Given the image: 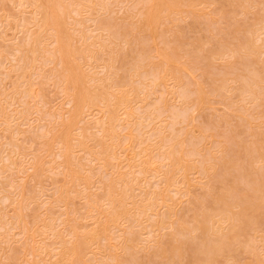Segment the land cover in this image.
<instances>
[{
    "label": "rangeland",
    "instance_id": "374dc122",
    "mask_svg": "<svg viewBox=\"0 0 264 264\" xmlns=\"http://www.w3.org/2000/svg\"><path fill=\"white\" fill-rule=\"evenodd\" d=\"M19 1L20 0H0V43H3V44H0V264H5V263H7L8 261V263L7 264H9L10 262V264H24V263H26V264H31V262H30V260H32V264L34 263L35 264V262H37L36 264H53V261L55 262L58 258H59V255H58V253L57 252H59V250H61V249H59L58 251H57V249L58 248H60L59 246H61L60 244H58V241H59V239L61 238L62 239V241H65V239H63V238H67L68 237V240H69V238L72 240L73 238H72V233H71V231L73 230V229H75V228H77V225H79V228H81V229H79V231H78V228L77 229H75L76 231H78V232H81L82 230L84 231V228H85V230H86V228L88 229V228H92L94 225H95V221H97V219L100 217L101 218V220H104V218L107 216V210H106V208H102V206L103 207H105L104 205H102V204H107V201L106 202H104L105 200H104V198L101 196V197H99L98 195L101 193L102 195H103V193H102V189H99L100 188V183H102V182H100V181H98V180H101V178L103 177V175L104 174H107V175H105V177H107V176H109L110 175V173H111V175L108 177V180H110V182L112 181L113 183H114V185H115V189H116V191L118 192L119 190H121L122 189V187H124V183H126L125 181H122V180H118V181H116V178H114V177H116V173H118L117 174V177H118V175L120 176V174H122V175H124V174H126L127 172H130L129 174H132V176L131 175H129V176H127V178H126V180L129 182V184L130 185H132V187L134 188V186H135V188H134V191H133V194L135 195L136 193L138 194V197H137V195L135 196L136 198H134V197H132V198H134V199H136V200H138V199H140L141 198V194H142V191L144 192V191H148V192H150V191H152V189L154 188H152V186H155V189H159V188H161L162 187V185L161 184H159L156 180V175H155V173H157L156 171H154L155 170V165H156V167L158 166V167H160L159 165H161V164H163L164 162H169L168 160L166 161V159L165 158H167V156H165L166 154H167V152H165L164 153V151H168L167 149H169V145L168 146H166L167 145V143L168 144H170L169 142L170 141H172L173 142V144H174V147H175V149L177 150V155H179L180 153V155L179 156H181L182 157V161H183V163L184 164H186V165H188L192 160H195L196 158V160H195V163L196 164H198L197 166L199 167V163H198V158H201V156H193V154L192 155H190L189 154V152H188V155H190V156H187V151H190V149L192 150V146H190V144H189V142H188V145H186L187 144V141H189L188 140V138L190 137L191 139H193L192 137H195V138H198L197 136L199 135V138H201L200 136H203V135H205V133H206V136H204L205 138H204V141H203V143H202V149H201V152H202V155H204L205 153H206V150H208L209 148H211V149H209L208 150V156L210 155V156H212V161H216V163L217 164H222L221 162H225L226 160H227V156L229 155V152H230V149H232L233 148V146H235V144H232V142H237L238 144H237V147L238 148H236L237 149V151L241 154L242 153V151H247V149L248 148H246L247 146L248 147H253V146H261L262 145V143H263V139H264V116L263 117H261V113H260V108L258 107V109H256L257 107V105H253L255 108H251V104H252V102H251V100L248 98L249 96H247V95H240L239 96V94L238 93H236V90H235V86H237V84L239 83V81L242 79V78H244L245 76L246 77H248V72L245 70V68L244 67H242L241 65H239L240 64V62H239V64H238V58H237V56L238 55H236V54H233V51L230 49V48H234L235 46H234V44H236V42H237V40L234 38V40H232L233 38H229V36L228 35H230V34H227L226 32H228V33H230V30H232L231 31V33L232 34H234V35H232L233 37L235 36L236 38L237 37H242V35H245V33L247 34L248 33V31L247 30H252L253 32H252V37H253V39H254V42H256L257 41V39H259V37H260V41L258 42H256V44H258V45H260L261 47H262V45L264 44V28L263 29H261L263 26V24L262 23H260V21H258V17L260 16V12H261V9L264 7V0H248V1H245V0H239V3H241V2H243V3H245V2H247V3H245L244 4V6H242L243 8L241 9V8H238V7H234L235 5H236V2L234 3V0H197V2L196 3H194V4H191L192 5V8H191V6H190V4H189V2L186 0V2L184 1V0H174V2L175 1H177L176 3H177V5H175V6H173L172 5V0H144V2L145 3H147V4H144V2H140V0H139V2L141 3H139L138 4V2H135V0H122V1H120V0H91V2H90V0H86L85 2L83 1V0H76V1H80V2H82L83 4H86V5H89L92 9H94V10H92L91 8H87L88 10L90 9V11H92L91 13L86 9V7L84 8V10H82L81 9V11H84V12H80V14H79V12H77V11H75L74 10V5H71V3H72V1L70 2V0L69 1H67V0H61V1H63V3H65V1H66V5L69 7V10H68V14H70V15H68L69 17L67 18V21H69V19H71V17H72V19L70 20V22H67V24H66V32H67V34H68V36H69V38H70V43L71 42H73V38L75 39L74 41H75V43L73 42V44L71 43V53L69 54V56H68V58H67V60H66V62L68 63V62H70V63H68L66 66H68L69 65V67H71V68H73L72 70H77V71H80L81 73H82V75H83V77H84V79H83V77L81 78V80H82V83H80V85L75 89L72 85H70V84H66L63 80H64V78H63V76H62V74L63 73H61V72H59L61 69H60V67H61V65L59 64V60H55V61H53V62H51V60L50 61H48L46 58H48V53H45L46 52V50H49V49H51V50H54V48H55V42H54V44H53V41L51 40V38H50V36L47 38V34H48V31H46L47 30V28L46 27H41V23L43 22V13H40L39 14V16H38V4H43V5H45L44 7H46L47 8V10H48V12L49 13H51V14H49V17H51V18H53L52 16L53 15H59V13H61L60 11H59V9H57L56 10V12H54V13H52L51 11L53 10V9H55L56 8V6L58 5V3H59V1L60 0H55V3L53 4V2L54 1H51V0H45V3H44V1L42 2V0H40V2H37L38 0H33V1H31V0H22V1H20V3L22 4L23 2L28 6H31V5H33V3H34V1H35V3L37 4V5H35V3H34V6H32L33 8H35L34 10H33V8L32 7H29V9L28 8H26L27 6H25V4H24V6L22 5V7H20V4H19ZM30 2V4H29V2H28V4L26 3V2ZM87 1H89L90 3H88ZM93 1V2H92ZM107 1V2H106ZM124 1V2H123ZM137 1V0H136ZM153 1V2H152ZM224 3H223V2ZM256 1V2H255ZM47 2V3H46ZM49 2H50V4H49ZM67 2H70V3H68L67 4ZM101 2V3H100ZM108 2H109V4H108ZM157 2V3H156ZM202 2H205L206 3V6L204 5V7L206 8V9H204V8H202L203 6H202V4H200V3ZM208 2V3H207ZM254 2V3H253ZM7 3H9L8 5H7ZM32 3V4H31ZM106 3V4H105ZM170 3V4H169ZM199 5H198V4ZM261 3H262V5H261ZM7 5V9L4 7V6H6ZM47 4H49V5H47ZM53 6H52V5ZM92 4V5H91ZM133 4L135 5V6H133ZM163 4V5H162ZM189 4V6L190 7H187L186 5H188ZM195 4H196V6L198 7V9H197V7H195V9H196V11H195V9H194V6H195ZM231 4H232V6H231ZM250 4V5H249ZM102 7H101V6ZM111 5V6H110ZM165 5H166V7H165ZM194 5V6H193ZM50 8H49V7ZM110 6V7H109ZM131 6H133L134 7V9H133V7H131ZM161 6L163 7V8H161ZM199 6H201V7H199ZM217 6V7H216ZM251 6H253V7H251ZM11 7V8H10ZM17 7V8H16ZM71 7H72V9H71ZM143 7V8H142ZM168 7V9H167V11H166V8ZM8 8H9V10L10 11H8ZM17 9V10H14V12L12 11L13 9ZM51 8H53L52 10H50ZM98 8H101V9H98ZM107 8H108V11H107ZM137 8V9H136ZM142 8V9H141ZM189 8V9H188ZM216 8H218V9H216ZM235 8V9H234ZM246 8H247V10H246ZM24 9H26L25 11H23L22 12V10H24ZM32 9V10H31ZM85 9H86V11H85ZM103 9H105V10H103ZM136 9V10H135ZM139 9H141L140 10V13H139ZM163 9H164V12H162L163 11ZM221 9V10H220ZM236 9H237V11H242V12H237L236 11ZM29 10H31V11H29ZM50 10V11H49ZM71 10V11H70ZM72 10L75 12V13H77V15H75V13H73L72 12ZM99 10H100V12H99ZM176 10V11H175ZM191 10V12H189ZM202 10V11H201ZM203 10H205V11H203ZM13 12V15L11 14L12 12ZM16 11V12H15ZM34 12V11H37V12H34V14H37V15H34V14H30L31 12ZM105 11H107L106 13H105ZM166 11V12H165ZM185 11V12H184ZM195 11V12H194ZM198 11H201V13H199ZM131 12H132V15H131ZM171 12H175V14L174 13H171ZM191 13V15L190 14H188V13ZM204 12V13H203ZM245 12V13H244ZM15 13H17V14H15ZM23 13V14H22ZM96 13H97V15H96ZM99 13V14H98ZM142 14V15H139V14ZM164 13V14H163ZM15 14V15H14ZM25 14V18L26 17H28L27 16V14H29V18H27L28 19V21H29V23H31L32 21V25L31 24H29L27 21H25L26 19H24V21L22 22L21 20H23L22 18L24 17L23 15ZM84 14V15H83ZM87 15V17L89 18V20L88 19H86L87 17H85L86 15ZM91 14V15H90ZM95 14V15H94ZM138 14V15H137ZM171 14H173L172 16H171ZM137 15V17H135ZM203 15H205V16H203ZM33 18H32V17ZM35 16V17H34ZM95 16H96V18H95ZM102 16V17H101ZM111 16V17H110ZM140 16V18H138ZM142 16V17H141ZM164 16H166V17H164ZM211 16V17H210ZM31 17V18H30ZM40 17H42L41 19H40ZM55 17V16H54ZM101 17L102 19H104L103 17H106V19H107V17L109 18H111L110 20H112L113 21V23L115 24L116 23V26H118V27H116L118 30H120L121 32H125V29H123L124 27L125 28H127V30H128V32L129 33H127V39H129V41H130V43L129 42H126L123 38H124V35H122L121 36V38L119 39V38H115V37H113L112 35H111V33L107 30H104V29H99V28H97V25H96V28H94V26L93 25H95L96 24V21L97 20H99V18ZM162 17H164V19L162 18ZM173 17H175V18H173ZM195 17V18H194ZM73 18H74V20H76V22L78 23V24H82V22H83V24H84V27H83V24L80 26V25H78L77 26V24H76V22L75 21H73ZM78 18H80V19H78ZM91 18L93 19V20H95V23H93L92 21L93 20H91ZM95 18V19H94ZM176 18H178V20L176 19ZM180 18H181V20H180ZM188 18H192V21H188L187 22V20H189ZM209 18V19H208ZM232 18V19H231ZM240 18H241V21H239L240 20ZM245 18H246V20H245ZM251 18V19H250ZM34 19V20H33ZM35 19H36V22H35ZM38 19V20H37ZM40 19V20H39ZM77 19H78V21H77ZM85 19V20H84ZM141 20V21H139V20ZM169 21H168V20ZM9 20V21H8ZM32 20V21H31ZM89 21L88 23H89V25L87 24V22L86 21ZM167 20V21H166ZM216 20V21H215ZM23 23H21V22ZM80 21H82V22H80ZM124 21H126V22H124ZM201 21V22H200ZM37 22H39V23H37ZM119 22V23H118ZM124 22V23H123ZM131 22V23H130ZM134 22V23H133ZM140 22V23H139ZM155 22H156V24H155ZM195 23V24H197V25H194V24H192V23ZM214 22H216L215 24H213ZM230 22H231V24H230ZM233 22H235V24L233 23ZM236 22H237V24H236ZM243 22H245V23H247L248 25H246V26H244V24H243ZM20 23H21V25H20ZM24 23H26V24H24ZM119 25H118V24ZM128 23V24H127ZM129 23H130V25H129ZM132 23H133V25H134V27H133V25H132ZM146 23H148V24H146ZM161 23V24H160ZM183 23V24H182ZM201 23H202V26L204 25L205 27H202L201 26ZM240 23V24H239ZM242 23V24H241ZM29 24V25H28ZM36 24H39V25H36ZM126 24V25H125ZM163 24V25H162ZM181 24V25H180ZM192 24V25H191ZM28 27H27V26ZM35 25V26H34ZM87 25V26H86ZM123 25H125V26H123ZM127 25H129V26H127ZM132 25V26H131ZM140 25V26H139ZM147 25V26H146ZM182 25H184V26H182ZM229 25H231V27L229 26ZM234 25V26H233ZM236 25V26H235ZM243 25V26H242ZM23 26H25V28L23 27ZM37 26V27H36ZM38 26L40 27L38 30H37V28H38ZM85 26L87 27V28H85ZM90 26V27H89ZM91 26H93V27H91ZM123 26V27H122ZM131 26V27H130ZM151 26V28H149ZM156 26V27H155ZM161 26V27H160ZM179 26H181V27H179ZM185 26H186V29H185ZM194 26V27H193ZM195 26H197L198 28H196ZM215 26V27H214ZM224 26H225V28H224ZM250 27L249 29H248V27ZM262 26V27H261ZM69 27V28H68ZM72 27V29H74L75 28V30H72V31H70V28ZM74 27V28H73ZM130 27V29H128ZM133 27V28H132ZM182 27H184V29L182 28ZM217 27V29L220 27V31L219 30H216L215 28ZM30 28H31V30H30ZM43 28H45L44 30L47 32H45L44 31V33H43ZM80 29V31L79 30H77V29ZM81 28H83V29H81ZM91 28V29H90ZM95 30H94V29ZM121 28V29H120ZM133 30H132V29ZM135 28V29H134ZM149 28V29H148ZM159 28L162 30H159ZM205 28V29H204ZM28 29H29V31L31 32H29V35L27 34V31H28ZM42 29V30H41ZM86 29H88V30H90V32H88V30H86ZM97 29H99V30H97ZM213 29H215V30H213ZM234 29L235 30H237V31H242V32H239V33H241V35H239V33L237 34V32L235 31L234 32ZM242 29V30H241ZM246 29V30H245ZM255 29H258L257 30V32H256V34H255ZM23 30V31H22ZM41 30V31H40ZM85 31V32H81V31ZM92 30V31H91ZM129 30H131V31H129ZM146 30V31H145ZM184 30H186V31H188L187 32V34H186V32L184 31ZM38 31V32H37ZM76 33H75V32ZM81 33H79V32ZM94 31V32H93ZM162 32V35H164V34H166V36H167V38H166V36L165 37H163V38H165V40L163 39V38H160L158 35H160L161 33H159V32ZM165 31V32H164ZM226 31V32H225ZM73 32V33H72ZM154 32V33H153ZM183 32H185V34L183 33ZM227 34V36H226V34ZM35 33V34H34ZM75 33V34H74ZM85 33V34H84ZM91 33V35H92V37H94L95 39H91V38H89L90 40H86L87 42L88 41H90V43H89V45L87 44V43H85V42H83V41H85V39H86V37L88 38V34H90ZM101 33V38H99L100 37V34ZM131 33V34H130ZM164 33V34H163ZM199 33H201L200 34V36L203 34V39H202V37H200L199 36V38H197V34H199ZM262 33V35L260 36L259 34H261ZM19 34H21V35H19ZM28 36H27V35ZM31 34H32V36H31ZM41 36H40V35ZM80 34V35H79ZM83 34H84V38H83ZM97 34L99 35L98 37H97ZM106 36H105V35ZM130 34V36H128ZM134 34V35H133ZM149 34V37L147 36ZM34 35H37V37L36 36H34ZM82 35V36H81ZM104 35V36H103ZM144 35V36H143ZM184 35V36H183ZM192 35H194L193 37H191ZM26 36V37H25ZM90 36V35H89ZM142 36H143V38H142ZM145 36H147L148 38V40H150V42H148L147 41V39H146V41H147V43L149 44V47L150 48H155L154 50H150V54H151V56L152 57H154L153 59H152V57L150 56V58H148V59H146L145 61H143V62H141V64H140V66L139 67H136V68H134V69H132L130 72H127L128 70L124 67V62H123V60H121V61H119V58H121L122 56H125V55H122V54H120V52H123V54H127V53H124V51L126 52V50H127V52L130 54V52H131V50H133V48H135L134 47V45L135 44H137V50L136 49H134L133 50V53H131V55H130V57H128V55H126L125 57L127 58V60H128V58H134L135 57V55H136V53L137 52H139V48H141L140 47V45L143 43V41L145 40L144 38H145ZM161 36V35H160ZM185 36H187V37H185ZM18 37H19V40H21V41H19L18 40ZM27 37H32V39H31V41L29 42V41H27L28 39H27ZM38 39V40H40V42L38 41V40H36V38ZM41 37L43 38H45V40H46V38L48 39V40H46L45 42H46V44L49 42H52V44L50 45L49 43H48V45H46L45 43V45L47 46V48H46V46H43L41 43H42V40L43 39H41ZM83 38V41L82 42H80V43H78V40L80 39V38ZM91 37V36H90ZM96 37H97V40H96ZM106 40V41H104V39ZM139 37V38H138ZM154 37V38H153ZM159 37V38H158ZM231 37V36H230ZM239 37V38H240ZM25 38V39H24ZM132 38H134V41H133V39ZM137 38V39H136ZM141 38V39H140ZM156 38V39H155ZM212 38V39H211ZM226 38H228V39H226ZM256 38V39H255ZM27 39V40H26ZM34 39V40H33ZM108 39V40H107ZM112 39V40H111ZM143 39V40H142ZM164 40V42H166L167 43V41H166V39H168V41L169 42H173L172 44H170L169 43V47L166 45V43H161L160 41H162L163 42V40ZM201 39L204 41L203 43H202V41H201ZM214 39V40H213ZM24 40H26L27 42H28V44H27V42H25ZM36 40V41H35ZM103 40V41H102ZM154 40V41H153ZM216 40V41H215ZM231 40H232V42H231ZM24 41V42H23ZM81 41V40H80ZM114 41V43H112ZM123 41V42H122ZM141 41V42H140ZM175 41H176V44H175ZM213 41V42H212ZM223 41H224V44L225 43H227L228 44V46L230 47V48H228L229 50H227L226 51V54H223V56L221 55V57H220V54H216L215 56H213L212 57V59H210V60H207L206 61V59H204L203 61H202V63H199V62H201L200 61V59L202 60V57H201V55H203V53L205 54L206 53V51L205 50H208L210 47L212 48V47H214V46H217V44H218V42H220V43H223ZM231 42V44H230V42ZM36 42H37V45H36ZM115 42H116V44H115ZM118 42V43H117ZM133 42V43H132ZM138 42V43H137ZM186 42V43H185ZM21 43H23L22 44V46L20 45ZM30 43V44H29ZM84 43H85V45H84ZM95 43H97V45H95ZM124 43V44H123ZM141 43V44H140ZM159 43H160V45H159ZM193 43V44H192ZM219 43V44H220ZM27 44V45H26ZM33 44H35V45H33ZM76 44H77V46H76ZM91 44V45H90ZM98 44L100 45V46H98ZM106 44V45H105ZM112 44V45H111ZM155 44V45H154ZM168 44V43H167ZM187 44V45H186ZM190 44H192V45H190ZM216 44V45H215ZM2 45V46H1ZM21 47H20V46ZM29 45V46H28ZM30 45L32 46V47H30ZM39 45H41V47L39 46ZM81 45H84V46H82L81 47ZM93 45V46H92ZM139 45V46H138ZM183 45H184V47H183ZM196 45H197V48L199 49V50H201V53H200V57H198V59H197V57H195V56H193V54H190V53H192L193 51H195L196 49H195V47H196ZM15 46H16V48L18 49L19 48V51L20 52H17L18 50L15 48ZM36 46V49L34 48ZM51 46H53V48L51 47ZM74 46V47H73ZM89 47L88 48V50L86 49H84V48H86V47ZM94 46H96V47H94ZM118 46V47H117ZM124 46H126V47H124ZM164 46H166V47H168V48H166V47H164ZM174 46V47H173ZM177 46H179V47H177ZM191 46V47H190ZM207 48H206V47ZM24 47V48H23ZM38 47V48H37ZM43 47H45V48H43ZM72 47H73V49H72ZM75 47H77L76 48V50H75ZM84 47V48H83ZM101 47V48H100ZM117 47V48H116ZM123 47V48H122ZM132 47V48H131ZM171 47H173V48H171ZM25 48H27L26 50H25ZM29 48H31V50L32 49H34V53H33V50L31 51ZM81 48H83L84 50H85V52L81 49ZM106 48V49H105ZM108 48V49H107ZM131 48V50H129ZM21 49H23V50H21ZM46 49V50H45ZM81 49V50H80ZM92 49H94V50H92ZM101 49H102V51H101ZM104 49V50H103ZM124 49V50H123ZM139 49V50H138ZM158 49H159V52H157L158 51ZM190 49H191V52H190ZM262 50H264L263 48H261ZM8 50V51H7ZM17 50V51H16ZM24 50H25V55H24ZM36 50H38V51H36ZM80 50V51H79ZM92 50V52H90ZM129 50V51H128ZM157 50V51H156ZM193 50V51H192ZM11 51V52H10ZM28 51H30V53L28 52ZM101 51V52H100ZM111 51H112V54H111ZM160 51H161V53H160ZM36 52V53H35ZM88 52V53H87ZM95 54H94V53ZM100 52V53H99ZM115 52V53H114ZM172 52V53H171ZM19 53V54H18ZM21 53H23L22 54V56H21ZM32 53V54H31ZM76 53H82L81 55H83V53H84V56H81V55H79V57L81 56V58L79 59V58H75V56L77 57L78 56V54L76 55ZM87 53V54H86ZM91 53V54H90ZM92 53H93V55H92ZM156 53H159V54H156ZM174 53V54H173ZM29 56H28V55ZM36 54H38V55H36ZM96 54H98V55H96ZM101 54V55H100ZM162 54V55H161ZM232 56H231V55ZM240 54H243V52L242 53H240ZM32 57H31V56ZM35 55H36V57H35ZM95 55V56H94ZM160 55V56H159ZM173 55V56H172ZM175 55V56H174ZM192 55V56H191ZM230 55V56H229ZM263 55V54H262ZM23 56H26V57H24L23 58ZM39 56V57H38ZM40 56H46L45 57V61H43L44 60V57L43 58H41ZM97 56H98V58H97ZM121 56V57H120ZM137 56V55H136ZM162 56V57H161ZM264 56V55H263ZM34 57V58H33ZM85 59H84V58ZM90 57H92V59H90L89 60V58ZM160 57H161V59H160ZM232 57H234V58H232ZM23 58V59H22ZM30 58V59H29ZM39 61H36V59ZM84 59V61L82 62V61H80L81 59ZM108 58V59H107ZM168 58H170V60L169 61H166V60H168ZM214 58V59H213ZM221 58H223V59H221ZM236 58V59H235ZM21 61H20V60ZM27 61H26V60ZM32 59V60H31ZM78 59V60H77ZM158 59H160V60H158ZM194 59H196V61L194 60ZM17 60H18V62H17ZM25 60V61H24ZM87 62H86V61ZM103 60V61H102ZM110 60V61H109ZM171 60H174V61H176V63H171V62H174V61H171ZM197 60H199L198 61V63H197ZM230 60V61H229ZM19 61H20V63L22 64H18V66H16L17 65V63H19ZM24 61V62H23ZM29 61V63H27ZM32 61H34V63H32ZM46 61L48 62V64L46 65ZM72 61V62H71ZM107 61V62H106ZM115 63H114V62ZM130 62L132 61V60H129ZM129 61H128V63H129ZM159 61V63H157ZM164 61H166L165 63H164ZM178 61V62H177ZM205 61V62H204ZM224 61V62H223ZM225 61H227V62H225ZM237 63H236V62ZM17 62V63H16ZM43 62V63H42ZM77 62V63H76ZM123 62V63H122ZM133 62V61H132ZM151 62V63H150ZM155 62H156V64H155ZM170 63V64H166V63ZM211 62H212V64H211ZM233 62V63H232ZM15 63H16V65H15ZM38 63V64H37ZM44 63H45V65H44ZM52 63V64H51ZM58 63V64H57ZM83 63V64H82ZM87 63V64H86ZM111 63V64H110ZM120 63V64H119ZM178 63H180L181 65H182V68H181V66H180V64H178ZM209 63V64H208ZM14 64V65H13ZM26 64V65H25ZM33 64L35 65L34 67H32L33 66ZM42 65H44L45 67H42L43 69L45 68V70L44 71H46V69H47V71H48V67H50L49 69V71L48 72H44L43 71V69L42 68H40ZM50 64V65H49ZM56 64V65H55ZM70 64H71V66H70ZM81 64V65H80ZM86 65V67H85V65ZM119 64V65H118ZM12 65H13V67H12ZM19 65H21V67H22V69H21V67L19 68V69H16V68H18L19 67ZM25 65V66H24ZM30 65V66H29ZM38 65V66H37ZM84 65V66H83ZM110 65V66H109ZM117 65H118V67H117ZM120 65H122L123 66V69L125 68L127 71L126 72H123L124 70L123 69H121V67L122 66H120ZM148 65V66H147ZM178 65V66H177ZM29 66V67H28ZM37 66V67H36ZM53 66H55L56 67V69L57 70H59L58 72H57V70H55L54 69V67ZM57 66H59V67H57ZM84 67V69H83V67ZM120 66V67H119ZM143 66H145V67H143ZM154 67V69H153V67ZM158 67V66H160L159 67V69L158 68H155V67ZM170 66V67H169ZM185 66V67H184ZM225 66V68H223ZM16 67V68H15ZM24 67H25V69H24ZM81 67V68H80ZM103 67H104V69H103ZM109 67V68H108ZM141 67V68H140ZM143 67V68H142ZM152 67V68H151ZM168 67L170 68V69H168ZM191 67H193L194 69H192L191 70ZM196 67V68H195ZM233 67H238L237 68V70H233V69H236V68H233ZM255 67H258V65L257 64H255ZM36 68H38V70L36 69ZM41 70H40V69ZM75 68V69H74ZM78 68V69H77ZM110 69V70H108V69ZM140 68V69H139ZM162 68V69H161ZM164 68H166V69H164ZM187 70H186V69ZM231 68H233L232 69V71H235L234 73L235 74H232V71H230L231 70ZM242 68L244 69V71L242 70ZM12 69H14V70H12ZM32 69H33V71H32ZM35 69H36V71H35ZM52 69V70H51ZM53 69H54V71H53ZM88 69V70H87ZM139 69V70H138ZM159 70L158 71V81L157 82H155L154 83V81H156L154 78H152L150 75V71L151 70H153V71H155V70ZM168 69V70H167ZM190 69V70H189ZM198 69V70H197ZM214 71H213V70ZM222 69V70H221ZM224 69V70H223ZM239 69H241L240 71H239ZM17 70H19V71H17ZM30 70V71H29ZM87 70V71H86ZM104 70V71H103ZM109 71V73H108V71ZM121 70V71H120ZM123 70V71H122ZM138 70V71H137ZM172 70V71H171ZM174 70H177L176 72L174 71ZM195 70V71H194ZM220 70V73H221V71L223 72V71H225V72H229L230 71V74L228 73V75H226L227 73H225V76L223 75V73H219L218 71ZM12 71V72H11ZM52 73H51V72ZM90 71V72H89ZM95 73H94V72ZM120 71V72H119ZM137 73H136V72ZM152 71V72H153ZM162 71V72H161ZM174 76H170V73ZM174 71V73H172ZM14 72V73H13ZM15 72H17V73H15ZM25 72V73H24ZM26 72H27V74H26ZM29 72V73H28ZM35 72V73H34ZM36 72H38V73H36ZM46 74H44V73ZM57 72V73H56ZM91 72H93V73H91ZM98 72H100V74L98 73ZM113 72V75L111 74ZM144 73V74H146V72H147V74H148V76H150L149 78H148V76H146V78L144 77H141V73ZM166 72V73H165ZM167 72H168V74H167ZM184 72V73H183ZM189 72L191 73V74H189ZM194 72V73H193ZM212 72H218L219 74H216V73H212ZM5 73V74H4ZM11 73V74H10ZM20 73V74H19ZM49 73V74H48ZM52 75H51V74ZM53 73H54V75H53ZM115 73V74H114ZM122 73H125L124 74V77L125 76H127V77H129V78H127V80H129V82L130 83H128L129 85H127V81H126V83H125V81H124V83L123 82H121L122 83V85L121 84H119L117 87H116V85L115 84H113L112 83V81H117V80H119L120 78H124L123 77V74ZM129 73V76L128 75H126V74H128ZM178 73V74H177ZM189 75H188V74ZM21 75L22 74V76L21 77H19V75ZM25 74H26V76H25ZM33 74V75H32ZM41 74V75H40ZM95 74V75H94ZM106 74H108V75H106ZM122 74V75H121ZM130 74H131V76H130ZM135 74V75H134ZM183 74H184V76H186V77H184L183 76ZM185 74H187V75H185ZM213 74V75H212ZM243 75L244 77H241V79H240V76H238V75ZM37 75H39V76H37ZM45 76V78H46V76H47V78L46 79H43L44 78V76ZM49 75H51V76H49ZM94 75V76H93ZM106 76V78H105V76ZM133 75V76H132ZM167 75H169V76H167ZM178 75H180V78H181V80H180V78H178L179 76ZM195 75V76H194ZM25 76V77H24ZM55 76H58V80L60 81L59 83H57V77H55ZM89 77V78H87V77ZM91 76V77H90ZM92 76H93V80L91 79L92 78ZM96 76V77H95ZM107 76H108V78H107ZM114 76V77H113ZM201 76V77H200ZM238 76V77H237ZM38 77H39V79H38ZM49 77V78H48ZM52 77V78H51ZM55 77V78H54ZM166 77H167V80H169L168 82H170L171 81V77H173V80L174 81H172L173 82V85L171 84L172 82H170V83H168L167 82V80H165L166 79ZM194 77V78H193ZM237 77V78H236ZM24 78V79H23ZM41 78L43 79V81L41 80ZM50 78H51V80H50ZM60 78V79H59ZM62 78V79H61ZM96 78H98V79H96ZM104 78V79H103ZM109 78H110V80H109ZM163 78V79H162ZM186 78H190V80H187ZM198 79V83H197V79ZM226 80V81H228V82H230L229 84H226V85H228L227 86V89L225 90V97H224V95H216V94H218V90L215 88V85H214V83H216V82H220L221 80H224V79ZM229 78H231V79H229ZM53 79V80H52ZM88 79H90V82L91 81H93L92 83H90L89 82V80ZM108 79V80H107ZM114 79H117V80H114ZM140 81H139V80ZM150 79V80H149ZM177 79V80H176ZM207 80V83H206V80ZM229 79V80H228ZM232 79H234V80H232ZM22 80V81H21ZM23 80H24V82L25 83H23ZM47 80V81H46ZM57 80V81H56ZM100 82H99V81ZM107 80V81H106ZM123 80V79H122ZM131 80V81H130ZM135 80H137V83H136V81ZM145 80V81H144ZM147 80V81H146ZM153 80V81H152ZM188 81V84H187V81ZM203 80H205V81H203ZM210 80H212L211 81V83L213 84H211L210 83ZM225 80L224 81H221L220 82V84H222V83H224L225 82ZM232 80V81H231ZM18 84L19 82H20V86L19 85H17V84H15V82ZM37 81H42L41 82V84H42V86H40L41 84L40 83H36ZM120 81H121V79H120ZM139 81V82H138ZM164 81H166V82H164ZM181 81V82H180ZM186 81V82H185ZM33 82H35L34 84H33ZM83 82L85 83L84 85H83ZM86 82H88V83H86ZM94 82H96V83H94ZM104 82V83H103ZM118 82V81H117ZM116 82V83H117ZM133 82H135L134 83V85H130V84H132ZM148 82H149V84H151V83H153V84H151L152 86H150L149 88H148V86H149V84H148ZM151 82V83H150ZM177 82V83H176ZM178 82H180V83H178ZM192 82V84H190ZM209 82V83H208ZM214 82V83H213ZM232 82V83H231ZM235 82V83H234ZM21 83H23L24 85H27L26 87H23L22 85L23 84H21ZM44 83V84H43ZM55 83H57V84H55ZM63 83V85H61ZM94 83V84H93ZM99 83V84H98ZM101 83V84H100ZM138 83H139V86H138ZM140 83H142L141 85H140ZM158 83V84H157ZM186 83V84H185ZM216 84V85H220V84ZM226 83V82H225ZM237 83V84H236ZM33 84V85H32ZM38 84H39V86H38ZM105 84H107V88L106 87H104V85ZM155 84H157V85H159V86H155ZM183 84L184 85H187V90H188V88H189V90L192 92L193 91V93L195 92V94H192L191 93V95H190V93H189V97L187 98V99H183V98H180L179 96H180V92H179V90H178V88H180L179 86L180 85H182L181 86V88H180V91L184 88L183 87ZM234 84H236V85H234ZM58 85H61L60 86V88H59V86ZM65 85V86H64ZM92 87H91V86ZM97 87H96V86ZM146 87H144V86ZM191 85V86H190ZM17 86L20 88L19 90V92L20 93H18L17 91H18V89H16L17 88ZM22 86V87H21ZM34 86V87H33ZM63 86H64V88H63ZM71 86H72V88H71ZM125 86H129L128 88H126ZM134 88H133V87ZM169 86H174V88H171V87H169ZM209 86V87H208ZM214 87L213 89H214V91H210V87ZM235 88H234V87ZM39 87H41V89H39ZM46 87V88H45ZM68 87H69V89H68ZM85 87V88H84ZM99 87V88H98ZM102 87V88H101ZM114 87V88H113ZM123 87V88H122ZM125 87V88H124ZM130 87H131V89L133 88V91L130 89ZM139 87V88H138ZM145 89H144V88ZM229 87H232V88H229ZM13 88H15V89H13ZM31 89V91H30V89ZM32 88H33V90H32ZM40 90L39 92L38 91H36V90H38V89ZM63 88V89H62ZM74 88V89H73ZM84 88V89H83ZM88 88V89H87ZM94 88V89H93ZM98 88V89H97ZM101 88V89H100ZM104 88V89H103ZM116 88H120L121 90H123V92H124V94H126V96L128 97L129 95H131V97H129V101H128V107H136V106H138V112L136 111L137 110V107L135 108V110H134V108L132 107L131 108V110L130 109H128V107L127 108H123L122 109V111H120V113H119V120L118 121H115V122H112V124H111V126L110 125H108L107 124V128H114L113 129V131L114 132H112V135H113V140L112 139H106L105 141H102L101 142V140H103L99 135H101V136H104V130H102V127H101V124L103 123V121H105V120H107V115H108V113H106L104 110L105 109H103V108H105L104 106H111V102L113 101L112 99H115L114 97H115V95H116V93L118 94L120 91H115L116 90ZM141 88H142V90L144 89L145 91H144V93H143V91L141 90ZM150 88H151V90H150ZM165 88V89H164ZM171 88V89H170ZM177 88V89H176ZM35 89V90H34ZM135 89H137L136 91H135ZM140 89V90H139ZM156 89V90H155ZM173 89V90H172ZM176 89V90H175ZM234 89V90H233ZM24 90H26L24 93H23V91ZM49 90V91H48ZM72 90V91H71ZM87 90V91H86ZM91 90H93V91H91ZM99 92V93H103L102 95H103V97H104V102H103V99L101 98L99 101H101V102H99V101H97V103H96V107H91V108H87V107H83V105L82 104H84V103H82L84 100H83V98H84V96L85 95H87V96H92V94H94L95 92H97V91ZM101 90H102V92H101ZM104 90V91H103ZM130 90V91H129ZM189 90H188V92H189ZM231 90H233V91H231ZM16 91V92H15ZM36 91V92H35ZM61 91H63V92H61ZM69 91V92H68ZM85 91V92H84ZM89 91H91V93L89 92ZM95 91V92H94ZM108 91V92H107ZM132 91V92H131ZM141 91V92H140ZM175 91V92H174ZM209 91V92H208ZM226 91H227V93L228 94H226ZM229 91V92H228ZM231 91V92H230ZM14 92H15V95H14ZM28 92V94L26 95L27 96V99H26V96L24 97L23 95L25 94V93H27ZM48 92V95L46 94ZM79 92V95H80V97H79V104H80V106H79V110L81 109V107H83V109H85V111L86 110H89L88 111V113L87 112H83L84 110H82V112L85 114L84 116H82L83 115V113L81 112V116H79V118L77 119V123H79V125L77 124V123H75L74 124V126H77V128H78V126H80L81 124V126H80V129L78 128V130H80L79 131V133H78V131H76L77 130V128H74L73 129V131H72V137H73V139H75V140H71L69 143H70V145L71 146H69L70 148H72V147H74L75 145H76V141H78L79 139L78 138H82V139H84V140H86V142H88L89 140H91V141H89L88 143H86V148L85 147H74V148H72V149H70V148H68V146L65 148V149H68L67 151H68V153H67V151L65 152V159L63 160L62 158H63V155L60 157V158H58V156H57V153H58V155L61 153V146H60V138L58 137L60 134H58L57 132H59L60 131V133H61V131L63 130V127L65 128V122H67V120H66V118L68 119L70 116H71V114L74 112V109H73V107H74V105H73V103H67L68 101H69V99L68 98H70V95L71 94H73V93H78ZM129 92L131 93V94H129ZM138 92H139V94H138ZM146 92V93H145ZM148 92V93H147ZM163 92V93H162ZM168 92V93H167ZM211 92H215L214 94L213 93H211ZM63 93V94H62ZM65 93V94H64ZM86 93H89V94H86ZM109 93H113L112 94V97H111V99L109 98L110 96H111V94H109ZM115 93V94H114ZM129 95H128V94ZM135 93H137V94H135ZM141 93H143V94H141ZM173 93V94H172ZM200 93V94H199ZM223 93V94H224ZM230 93V94H229ZM237 95L238 94V96H236L235 94ZM19 94V95H18ZM30 94V95H29ZM85 94V95H84ZM153 94V95H152ZM161 94H166V95H163V96H165V97H163ZM169 94V95H168ZM220 94V93H219ZM32 95V96H31ZM138 97H137V96ZM142 95H144L145 96V98H144V96H142ZM149 95V96H148ZM152 95V96H151ZM172 95V96H171ZM174 95V96H173ZM215 95V96H214ZM23 96V97H22ZM42 98H41V97ZM161 96H162V102L160 101V102H158L157 101V97H158V100L159 99H161ZM203 96V97H202ZM243 96H245V100H246V102H244L243 101V99L242 98H244ZM31 97V98H30ZM40 97V98H39ZM48 97H49V99H48ZM66 97V98H65ZM133 97V98H132ZM174 97V98H173ZM177 97H179L180 98V100L182 101L183 100V102L181 103V101H179V99H178V101H176L177 100ZM199 97H200V99H199ZM202 97V98H201ZM222 97H224V98H222ZM226 97H228L227 99H226ZM229 97H231V98H229ZM233 97V98H232ZM237 97V98H236ZM136 98H137V100H136ZM248 100H247V99ZM26 99V100H25ZM30 99V100H29ZM131 99H134V100H131ZM139 99V100H138ZM142 99V100H141ZM143 99L145 100L144 102H142L143 101ZM155 99H156V101H155ZM166 99V100H165ZM204 99V101H201V100H203ZM212 99V100H211ZM213 99H214V101H216V102H214L213 101ZM241 99V100H240ZM25 100V101H24ZM68 100V101H67ZM112 100V101H111ZM150 100H151V102H150ZM169 100V101H168ZM196 100V101H195ZM225 100H226V102H225ZM28 101V102H27ZM149 101V102H148ZM164 101L166 102V103H164ZM168 101V102H167ZM200 101H201V103H200ZM233 101V104L231 103ZM243 101V102H242ZM41 102V103H40ZM65 102H66V104H65ZM133 102H135L134 104H133ZM138 102L139 103H141V104H138ZM150 103V106H149V104L148 103ZM155 103L154 105H153V103ZM187 102V103H186ZM190 102V103H189ZM235 102V103H234ZM239 102V103H238ZM29 103V104H28ZM40 103V104H39ZM82 103V104H81ZM103 103V104H102ZM158 103H159V106H158ZM174 103V104H173ZM184 103H186V104H184ZM189 103V104H188ZM194 103H195V105H194ZM205 103V104H204ZM207 103V104H206ZM229 103V104H228ZM236 103H238V104H236ZM250 103V104H249ZM71 104V105H70ZM133 104V105H132ZM171 104V105H170ZM184 104V105H183ZM191 104H193V105H191ZM231 104V105H230ZM236 104V105H235ZM247 104H249V105H247ZM10 105H11V107H10ZM160 105L162 106L161 107V109H163V111H167V112H165V114L163 113V111H161V109H159V113H160V111L162 112V113H160L161 115H158V111H155L156 109H158L159 107H160ZM165 105V106H164ZM172 106L173 105V107L175 108V109H173V110H171V111H177V109H179V111H181V113L183 112L184 114H186L187 116H185V118H184V120H185V122L182 124L181 122H183L184 120H183V117H180L179 119H177L178 120V122H180L179 124H178V122L176 121V123L177 124H175V125H173L171 122L174 120L175 121V117H174V119L172 120V118L173 117H171L170 115L171 114H173L174 115V112H172L171 113V111L169 112V110H168V107H169V109H172V107L170 108V106ZM176 105H179L178 107L176 106ZM185 105L187 106V108L191 105L192 107H194V109L192 108V109H189V112H187V113H185L186 111H183V110H185V109H187V108H185ZM201 105V106H200ZM204 105V106H203ZM227 105H230V106H227ZM234 105V106H233ZM240 105H241V108L243 109V110H240ZM100 106V107H99ZM144 106V107H143ZM190 106V107H191ZM206 106V107H205ZM243 106V107H242ZM250 106V107H249ZM9 107V108H8ZM72 107V111L73 112H71V111H69V110H71L70 108ZM103 107V108H102ZM141 109H140V108ZM165 107V108H164ZM200 107V108H199ZM244 107L245 108H247L248 107V110L249 111H246V112H244ZM87 108V109H86ZM99 108V109H98ZM147 108V109H146ZM155 108V109H154ZM177 108V109H176ZM180 108H181V110H180ZM198 108V109H197ZM226 109V112H225V109ZM239 108V109H238ZM91 109V110H90ZM102 109H103V111L104 112H102ZM125 109V110H124ZM126 109L128 110V111H126ZM142 110L141 111V113H142V115H141V113H140V110ZM183 109V110H182ZM207 109V110H206ZM254 109V110H253ZM256 109V110H255ZM96 110V111H95ZM145 110V111H144ZM228 110V111H227ZM253 110V111H252ZM90 111H91V113H90ZM94 111H95V113H94ZM98 111V112H97ZM100 111V112H99ZM149 111V112H148ZM205 111V112H204ZM35 112V113H34ZM70 112V113H69ZM101 112H102V114H101ZM126 112H128L129 114H130V116H129V114H127ZM145 112V113H144ZM155 112V113H154ZM228 112H229V114H233V116L231 115H229L228 114ZM240 112V113H239ZM25 113V115H23ZM46 113H48V114H46ZM67 113H68V115H67ZM93 113V114H92ZM99 113V115H97ZM124 113H126L125 115H124ZM152 113V114H151ZM188 113L190 114V115H188ZM194 113V114H193ZM201 113H202V115H201ZM205 113V114H204ZM220 113V114H219ZM246 113V114H245ZM247 113H251V114H247ZM89 116H91V117H89ZM93 116H92V115ZM97 115V116H94V115ZM132 114V115H131ZM145 114V115H144ZM155 115V118H157V119H155L154 118V115ZM156 114H157V117H156ZM192 114V115H191ZM216 114V116H217V120H215L216 119V117L214 116L213 117V115H215ZM243 114V115H242ZM53 115V116H52ZM65 115H67V116H65ZM101 115V116H100ZM134 115V116H133ZM141 115V116H140ZM150 115V116H149ZM152 115V116H151ZM172 115V116H173ZM227 115V116H226ZM242 115V118L240 117ZM23 116H26L25 117V119H24V117ZM63 116V118H61ZM122 116V117H121ZM132 116V117H131ZM148 116H149V118H148ZM168 116H170L171 117V119H170V117H168ZM193 116V117H192ZM251 116H253V117H251ZM259 116H260V118H259ZM66 117V118H65ZM87 118L86 119V121H87V123L85 122V119H83V118ZM128 117H130V118H132V119H130V118H128ZM136 119H135V118ZM152 117V118H151ZM163 117V118H162ZM198 117V118H197ZM201 117V118H200ZM208 117V119L209 120H205V118H207ZM233 117V118H232ZM258 117V118H257ZM82 118V122L83 123H81V122H79L80 120L79 119H81ZM95 118H99V119H96V120H103L102 122H101V124L99 125V123L98 124H95L96 122H94V120H95ZM106 118V119H105ZM125 118V119H124ZM142 118V119H141ZM149 119L150 120V123H149V120L147 121L146 119ZM162 118V119H161ZM192 120H190V119ZM193 118H194V121H193ZM235 118V119H234ZM243 118H244V120H243ZM262 118V119H261ZM60 119V120H59ZM127 119H129L130 121H128ZM135 119V120H134ZM140 119H141V121H140ZM144 119V122L142 121ZM160 119L162 120V122L163 121H165V123L163 122V124H166V125H164V127H163V124H162V122L160 121ZM164 119V120H163ZM241 119H242V121L243 122H241ZM58 120V122H56ZM139 120V121H138ZM152 120V121H151ZM156 120V121H155ZM183 120V121H182ZM240 120V121H239ZM263 122V124H262V122ZM52 121V122H51ZM62 121V122H61ZM65 121V122H64ZM133 121V122H132ZM148 122V123H146V122ZM161 122V125H162V128H161V132H160V129H159V124H160V122ZM173 121V122H174ZM202 121L206 124V123H208V125L210 124L211 126H210V128L209 127H207V125H206V127L207 128H209V129H207L206 127H204L205 126V124H202ZM206 121V122H205ZM208 121V122H207ZM235 121V122H234ZM236 121H237V123H236ZM2 122V123H1ZM120 122V123H119ZM127 122L129 123L128 125H130L129 127H130V129H127V128H129L128 127V125L125 127V125L127 124ZM131 122V123H130ZM139 124V122H141V124H139V125H141V126H138V124ZM156 122V124H154ZM191 122V123H190ZM224 122V123H223ZM240 122H241V124L243 125V124H246V123H250V122H252V123H250V125H248V128H245V127H247V124L246 125H243V128H245V130H242L241 128V125H239L240 124ZM261 122V123H260ZM48 123H49V125H48ZM59 123V124H58ZM63 123V124H62ZM84 123H86V124H84ZM120 124V126H119V124ZM135 123V124H134ZM143 123V124H142ZM168 123H169V125H168ZM170 123H171V125H170ZM175 123V122H174ZM44 124V125H43ZM63 125V127L61 126V125ZM77 124V125H76ZM83 124H84V126H83ZM147 124V126H146V128H144L143 127V125L145 126ZM148 124H150V125H148ZM224 124V125H223ZM234 124V125H233ZM85 125H87V126H85ZM96 125H98V126H96ZM131 125H132V127H131ZM153 125V126H152ZM168 125V126H167ZM188 126V127H185V126ZM238 125V126H237ZM43 126V127H42ZM44 126H46V127H44ZM56 126V127H55ZM58 126V127H57ZM89 126H90V128H89ZM124 128H123V127ZM135 126H137L136 127V129H138V130H140V134L139 135H142V136H139L138 135V133H137V130H135L134 129V127ZM150 126V127H149ZM167 126V127H166ZM170 126V127H169ZM184 126V127H183ZM223 126V127H222ZM224 126H226V127H224ZM262 126V127H261ZM47 128L46 129V132H51V134L49 133V134H47L46 133V135L44 134L45 133V131H42V130H44V129H42V128ZM49 127V128H48ZM51 127V128H50ZM62 127V128H61ZM81 127H85V128H81ZM161 127V126H160ZM184 129H183V128ZM214 127V129L212 130V128ZM41 128V129H40ZM52 128H53V130H52ZM121 128H123L122 130H120ZM127 130H126V129ZM143 128V129H142ZM155 128H158V132H157V134H153L152 132H154V133H156V130H155ZM168 128H170L171 130H169ZM173 128H174V132H176L177 131V134H176V137L175 138H177V139H175L174 138V140H172L173 139V137H172V135H170L171 133L174 135V132H173ZM181 128L184 130H181ZM208 131V132H206V130ZM216 128V129H215ZM224 128V129H223ZM262 128V129H261ZM35 129V131H33ZM50 129V130H49ZM55 129V130H54ZM61 129V130H60ZM76 129V130H75ZM82 129H85V130H82ZM88 129V130H87ZM99 129H100V131H99ZM125 129V130H124ZM181 130V134L179 133L180 132V130ZM187 129V130H186ZM223 129V130H222ZM235 129H237V130H235ZM38 130H40V131H38ZM47 130H49V131H47ZM74 130L77 132V133H74ZM87 130V131H86ZM97 130H98V132H97ZM124 130V131H123ZM132 130H135V131H133V133L131 132ZM142 130V131H141ZM163 130V131H162ZM168 131V132H166V131ZM179 130V131H178ZM259 130V131H258ZM37 131V132H36ZM128 131V132H127ZM183 131V132H182ZM199 131H200V133L201 132H203L202 134L203 135H200V133H199ZM227 131H229V132H231V131H233L232 132V134L230 135ZM238 131V132H237ZM243 131V132H242ZM43 133L42 134V136H41V134L40 133ZM84 132V133H83ZM191 134H190V133ZM222 132V133H221ZM226 132V133H225ZM237 132V133H236ZM241 132V133H240ZM256 134H255V133ZM81 133V134H80ZM100 133V134H99ZM132 134V136H131V134H130V136H128V138H126L125 136V134ZM143 133V134H142ZM153 135H152V134ZM161 133V134H160ZM164 133H170L169 135L167 134L165 137V139H168L167 140V142L164 140ZM180 134V136H177V135H179ZM199 133V134H198ZM237 135H236V134ZM247 133V134H246ZM257 133H260L259 135L257 134ZM22 134V135H21ZM40 134V135H39ZM58 134V135H57ZM74 134H75V136L78 134V136H79V134H80V136L78 137H76V138H74ZM83 134V135H82ZM85 134V135H84ZM97 134H98V136H97ZM115 134H116V136H115ZM189 134V135H188ZM198 134V135H197ZM216 134H217V136H216ZM222 135V134H227V135H230V136H228L227 137V135H226V139L228 138V142L227 141H224V137L223 136H225V135H222V136H219V135ZM234 134L236 135V136H234ZM244 134V135H243ZM253 134H255V135H253ZM49 135V136H48ZM55 135H57L56 137H55ZM123 135H125V136H123ZM134 135H135V137H134ZM145 137H144V136ZM149 135H152V136H149ZM209 135H210V137H209ZM212 135V136H211ZM246 135V136H245ZM261 135H262V137H263V139H262V137H261ZM41 136V137H40ZM44 136H45V139L48 141V143L49 144H47V141H45L43 138H44ZM53 136H54V138H53ZM81 136H83V137H81ZM89 136H91V138L89 137ZM94 138H96L98 141H96V139H94ZM148 136V137H147ZM154 136V137H153ZM170 136V137H169ZM234 136V138H233V140L234 141H232L231 142V144L229 143L231 140V138ZM239 136V137H238ZM249 136V137H248ZM31 137V138H30ZM38 137H40V138H38ZM58 137V138H57ZM89 137V138H88ZM120 137V138H119ZM125 137V138H124ZM130 137H132V139L134 138V140H135V138H136V141L134 142V140H133V142L131 141L132 139L130 138ZM156 137H157V139H156ZM172 137V138H171ZM188 137V138H187ZM207 137V138H206ZM246 137V138H245ZM57 138V139H56ZM140 138V139H139ZM141 138H142V140H141ZM148 138H152V139H148ZM170 138V139H169ZM186 138H187V140H186ZM195 138H194V140H192V141H196L195 140ZM261 140H260V139ZM51 139H53V141L51 140ZM78 139V140H77ZM100 139V140H99ZM127 139H130V140H127ZM148 139V140H147ZM153 139L155 140L156 139V142L154 143V142H152L153 141ZM94 140V141H93ZM108 140H110L109 142H108ZM128 142H127V141ZM139 140H140V142H139ZM147 140V141H146ZM160 140V141H159ZM216 142H215V141ZM230 140V141H229ZM44 141V142H43ZM112 141V142H111ZM117 141V142H116ZM126 141V142H125ZM163 141V142H162ZM165 141V142H164ZM186 141V144L184 143ZM191 141V142H192ZM213 141V143H211ZM221 144V147H220V145L219 146H215V145H218V142ZM223 141V142H222ZM241 141V142H240ZM51 142H53L52 144H51ZM55 142H59V143H55ZM74 142H76L75 143V145L73 144ZM92 142H96V143H93L92 145H90L89 146V144H91ZM102 144H101V143ZM111 142V143H110ZM130 142V143H129ZM135 143V144H133L132 145V143ZM137 142V143H136ZM144 142L146 143V144H144ZM151 143V144H149V143ZM161 142V143H160ZM185 144V146L183 145V143ZM190 142V143H191ZM209 142H210V144H209ZM235 142V143H236ZM253 142H254V144H253ZM23 143V144H22ZM100 145H99V144ZM127 143H129L128 145H127ZM141 143V144H140ZM160 143V144H159ZM163 143V144H162ZM182 143V144H181ZM215 143V144H214ZM217 143V144H216ZM256 143V144H255ZM14 144H15V146H17V148L14 146ZM46 144V145H45ZM51 144V145H50ZM53 144H54V147L56 146V148H54L53 147ZM105 144H111V150L113 151V153H112V156H113V159H112V157H110L111 155H106V154H104L103 156L101 155L102 153H103V151H100L101 150V147H103ZM124 144H126V145H124ZM142 144H144V145H142ZM153 144V145H152ZM155 144H156V147H155ZM162 144V145H161ZM164 144H166V145H164ZM179 144V145H178ZM192 144V143H191ZM50 145V146H49ZM57 145H59L58 146V148L60 149H58L57 148ZM61 145H62V143H61ZM96 145H98V148H95V146ZM103 145V146H102ZM114 145V146H113ZM130 145V146H129ZM141 145V146H140ZM148 147H147V146ZM158 145V146H157ZM163 145H164V147H163ZM183 145V146H182ZM212 145H214V146H212ZM240 145V146H239ZM129 146V147H128ZM145 148H144V147ZM160 146H162V147H160ZM189 146V147H188ZM212 146V147H211ZM230 146V148H228ZM232 146V147H231ZM50 148V150H49V148ZM97 147V146H96ZM132 147V148H131ZM139 147H140V149H139ZM142 147H143V149H142ZM159 147V148H158ZM166 147V148H165ZM204 147H205V149H204ZM208 147V148H207ZM213 147H215V148H213ZM221 148V153H220V155H219V150L217 149V148ZM223 147H225V148H223ZM240 147H242V148H240ZM244 147H245V149H244ZM95 148V149H94ZM100 148V149H99ZM122 148V149H121ZM128 148V149H127ZM138 148V149H137ZM158 148V149H157ZM162 148V149H161ZM165 148V149H164ZM219 148V149H220ZM54 149V150H53ZM57 149V150H56ZM76 149H78V150H76ZM81 149H83V152L81 151ZM94 149V150H93ZM98 149H99V152H98ZM115 149V150H114ZM148 149L150 150L149 151V153H148ZM163 150V153H162V151L161 150ZM189 149V150H188ZM215 149V150H214ZM229 149V151L228 152H226L227 150ZM52 150H53V152H52ZM72 150V151H71ZM73 150H75L74 152L79 156L78 157V159H76L77 158V156L75 157V155L76 154H74V153H72L73 152ZM80 150V151H79ZM91 150V151H90ZM119 150V151H118ZM143 150H145V152H143ZM154 150H155V153L157 152L158 153V156H160V159H165V161H163V159H162V161L159 159V157L157 158V156H156V159L154 158V159H152L154 156ZM210 150H213V151H215V152H213V151H211L212 153L210 154ZM218 151V153H217V151ZM223 150H225V152H223ZM235 150V149H234ZM52 153H51V152ZM57 151V152H56ZM88 153V155L86 156V152ZM161 151V152H160ZM179 151H180V153H179ZM95 152V153H94ZM120 152H122L120 155H119V153ZM127 152V153H126ZM129 152H131V153H133V154H131V153H129ZM152 152V153H151ZM186 154H185V153ZM203 152H205L204 154H203ZM243 152V153H244ZM86 153V154H85ZM99 153V154H98ZM115 153V154H114ZM142 153V154H141ZM156 153V154H157ZM215 153V154H214ZM242 153V154H243ZM70 154V155H69ZM74 154V155H73ZM114 154V155H113ZM123 154V155H122ZM160 154H162V155H160ZM228 154V155H227ZM100 155V156H99ZM140 157H139V156ZM185 155H186V157H185ZM207 155V154H206ZM219 155V157H222L223 159L221 160V159H219V157H217V158H215L216 156H218ZM225 155V156H224ZM264 155V154H263ZM67 156H69V159L70 160H72V163L70 162V160L68 159V161H66V159L68 158ZM72 156H74V157H72ZM85 156V157H84ZM90 157L89 159L87 158V157ZM95 156V158H92V157H94ZM124 156H126V157H124ZM128 156V157H127ZM138 157V158H136L135 159V157ZM147 156V157H146ZM161 156H165V157H162L161 158ZM178 156V157H179ZM191 156H192V158H194V159H192L191 158ZM5 157H7V158H5ZM102 157H105V159L104 160H106L107 162H109L110 163V165H109V163H107L106 161V164H108L107 166H104L105 165V162H103V160L101 161V160H99V159H101ZM119 157V158H118ZM123 157H124V159H123ZM141 157H142V159H141ZM74 158V159H73ZM92 158V160L90 161V159ZM65 161L67 164H65V163H63V161ZM79 159H80V163H79ZM95 159V160H94ZM97 159V160H96ZM108 159H109V161H108ZM121 161H120V160ZM133 159V160H132ZM135 159V160H134ZM151 159V160H150ZM158 159V160H157ZM186 159V160H185ZM188 159H190V160H188ZM218 159L221 161H218ZM6 160V161H5ZM40 162H39V161ZM57 161L56 163L54 162V161ZM58 160H60L59 161V163H58ZM78 160V161H77ZM112 160H114V162L112 161ZM125 160V161H124ZM138 160H142L141 162L140 161H138ZM147 160H149V162L151 161L152 163L153 162H155L156 160V162H158V163H153V164H151V165H153V166H151L150 165V163H148V161ZM155 160V161H154ZM79 164H83V165H85V167L88 169H86L84 166H82L84 169L83 170H79L81 167H80V165L78 166V163ZM100 161V162H99ZM135 161V162H134ZM197 161V162H196ZM62 162V163H61ZM119 162V163H118ZM145 162V163H144ZM160 162H162V163H160ZM261 162H262V164L264 163V159H262L259 163L261 164ZM39 163V164H38ZM73 163L75 164L74 166H71V164L73 165ZM76 163H77V167H76ZM100 163L101 164V166H100V164H99V168L98 167H96L98 164ZM118 163V164H117ZM131 163V164H130ZM133 163H136L135 164V166L133 165ZM160 163V164H159ZM259 163H255L254 164V167H257L258 165H260ZM58 164H61L60 166L58 165ZM115 164V165H114ZM126 164V165H125ZM144 164H146V168H147V172L146 173H144L142 176H141V174L139 175V172H138V169H139V167L141 166V165H144ZM149 164V165H148ZM258 164V165H257ZM66 165V166H65ZM68 165H70V166H68ZM96 165V166H95ZM113 165V166H112ZM228 165V164H227ZM255 165H257V166H255ZM103 166V168H105V170H103V168H100V167H102ZM108 166H110L109 168H108ZM119 166V167H118ZM139 166V167H138ZM60 167V168H59ZM69 167V168H68ZM73 167H74V169H73ZM78 167H80V168H78ZM93 167H95V168H98L99 169V171L102 173H100L101 175H98V173H99V171L98 170H96V169H94ZM112 167V168H111ZM118 167V168H117ZM123 167V168H122ZM132 167H135V168H133L132 169ZM64 168H66V171L64 172ZM92 169L93 168V170L91 171V170H89V169ZM115 168H116V170H115ZM152 168V169H151ZM70 169H72L71 170V173H70V171H68V170H70ZM86 169V172L84 173V172H82V171H84ZM106 169H108V170H106ZM110 169V170H109ZM128 169V170H127ZM77 170V171H76ZM96 172H95V171ZM153 170V171H152ZM195 170H196V172L198 173H196L195 172ZM79 171V172H78ZM89 171V173H88V175L86 174L87 172ZM91 171V172H90ZM116 171H121V173L119 174V172H116ZM126 171V172H125ZM133 171V172H132ZM149 171H150V174H148L149 173ZM193 171H194V173H193ZM193 171H188L187 172V174H186V177L185 178H183V175L182 176H178V178H179V181L180 180H182V178H183V182L181 181V183L177 186L176 185V187H177V190L180 192L181 190H183V192H186V190L188 191L186 194L188 195V196H186V194H182L184 197H181V196H179L181 193H182V191L179 193H177V195L176 196H174L173 197V195L174 194H176V192L174 193L173 191L171 192V190L167 187V186H165V185H163V187H162V196H161V198L162 197H166V195L168 194V193H170L171 195V197L169 196V198L171 199H173L174 201H176V204L174 203V205H173V208H172V212L175 214L176 213V211L174 210V209H177V211L179 210L178 209V207L180 208V210H179V212L178 213H176L175 215H172L173 217L172 218H170V220H172L173 221V219H174V223L172 222V221H170V223H171V228H172V224H176L175 222H176V220L175 219H177V218H175V217H177V215L178 216H180V217H182L183 215L185 216V214L190 218V212L192 211V203H194L195 202V198L197 199V201L199 200L200 201V198H198V197H201V196H204L205 195V192H207V190H209V189H207V187L209 186L210 187V185H208L207 183L208 182H205L204 183V181H206V180H208L206 177H204V176H200L201 174H199V170L197 171V169H193ZM58 172H60V173H58ZM82 172V173H81ZM96 173V177H94V174L93 173ZM108 172H110L109 174H108ZM137 172V173H136ZM152 172V173H151ZM237 171H233L232 173H233V176L235 175V173H236ZM65 174V177H64V174ZM68 173V174H67ZM84 173V174H83ZM90 173H92L91 175H90ZM113 173H115V174H113ZM190 173H191V175H190ZM232 173H231V176H232ZM75 174V175H74ZM134 174V175H133ZM152 174V176L154 175V178H152L151 179V177L152 176H150ZM195 174V175H194ZM197 174V175H196ZM28 175V176H27ZM66 175H68V176H70V177H68V176H66ZM82 175V176H81ZM85 175V176H84ZM93 176L94 178H92V177H90V176ZM100 177V179H98L99 177ZM31 176V177H30ZM77 176V177H76ZM79 176H81V177H83L84 178V180H83V178L81 179V177H79ZM114 176V177H113ZM156 176V177H155ZM233 176H232V178H233ZM32 178V179H29V178ZM87 177V178H86ZM90 177V178H89ZM105 177H103L102 178V180L101 181H103V183H102V185L104 184V185H106L107 183H109L108 182V180H106L105 179ZM150 177V178H149ZM182 177V178H181ZM195 177V178H194ZM196 177H198V178H200L201 180L202 179H205V180H200V179H198V178H196ZM204 177V178H203ZM76 178H80L79 180L78 179H76ZM131 178V179H130ZM135 178V179H134ZM138 178V179H137ZM191 179V178H193V179H191L190 181L188 180V179ZM231 177H229V179H230ZM29 179V180H28ZM65 179V180H64ZM77 181H76V180ZM88 179H90V181L92 182H88L89 180ZM92 179V180H91ZM113 179H115V180H113ZM140 179V180H139ZM144 179V180H143ZM148 179H150V180H148ZM156 179V180H155ZM58 180V181H57ZM82 180V181H81ZM107 182V183H105V181ZM131 180V181H130ZM146 180H148V181H150V184L149 185H147V184H145V182H147L148 183V181H146ZM194 180V181H193ZM198 180V182H200V183H204V184H202V185H199L198 184V182L196 183V181ZM231 180V179H230ZM71 181H73V185H72V182L70 183ZM85 181V182H84ZM87 181V182H86ZM94 181V182H93ZM98 181V182H97ZM135 183H134V182ZM156 181V182H155ZM178 181V182H179ZM187 181V182H186ZM76 182V183H75ZM77 182H79V184L77 183ZM80 182L83 184V182H84V184L82 185L81 184V186H83V188H84V185H85V188H86V190L88 189V190H90V192H88V190H87V192H88V194L91 196V194L93 195V191H94V194H96V192H98L95 196L93 195L92 197H90V196H88V194H86L87 192L86 191H84V189L81 187V188H79L80 187ZM97 182V185H98V187H97V185L95 184ZM118 182V183H117ZM120 182V183H119ZM157 183V185L158 186H160V187H158V186H156V185H154L155 183ZM178 182H177V184H178ZM189 182L191 183V184H196V185H192V186H189V185H191V184H189ZM66 183V184H65ZM68 183V184H67ZM74 183H75V186H74ZM91 183V185L93 186H91V185H89V184ZM183 183V184H182ZM187 183V186H185V184ZM61 184H62V186H61ZM89 185V187H92V188H89L87 185ZM118 184V185H117ZM119 184L121 185V186H119ZM124 184V185H123ZM9 185V186H8ZM63 185H64V188L66 189H64L63 188ZM96 185V187H94ZM68 186V187H67ZM71 186V187H70ZM73 186V187H72ZM79 186V187H78ZM120 188H119V187ZM138 186H140L141 187V189L138 187ZM147 186V187H146ZM179 186H181V187H179ZM183 186H185L184 188H182ZM62 187V188H61ZM88 187V188H87ZM157 187V188H156ZM189 187V189H187ZM208 187V188H209ZM23 188V189H22ZM25 188H26V190H25ZM59 188H60V190L63 192V194L65 195L64 196V203H63V201H57V198H59V196H60V193H58V191L57 190H59ZM139 188V189H138ZM152 188V189H151ZM186 188V189H185ZM68 189L70 190V191H68ZM73 189H76L75 191H73ZM155 189H153V190H155ZM166 189V190H165ZM167 189H169L168 191L169 192H167ZM181 189V190H180ZM185 189V190H184ZM82 190V191H81ZM101 190V191H100ZM140 190V191H139ZM189 190H193L192 192L191 191H189ZM65 191V192H64ZM83 192V195L81 194V192ZM92 191V192H91ZM135 191H137L136 193H135ZM164 191H165V193H164ZM69 192H71V194H72V192H73V194L75 195V197L73 196V194H72V196L70 197L69 196ZM76 192V193H75ZM78 192H79V194H78ZM190 192V193H189ZM67 193H69L68 194V196H67ZM164 194H165V196H164ZM190 194V195H189ZM58 195V196H57ZM79 195H80V197H79ZM81 195H82V197H81ZM88 196V199L87 198H85V196ZM42 196V197H41ZM67 196V197H66ZM78 198H77V197ZM86 196V197H87ZM178 196V197H177ZM189 196H190V199H189ZM5 197V199H3ZM68 197H69V199H68ZM72 197H74V199L72 198ZM96 197V200L97 201H92L94 198ZM7 198V199H6ZM38 198H39V200H38ZM67 198V199H66ZM99 198L101 199V200H99ZM131 198V199H132ZM182 199V201L180 200V199ZM202 198L203 197H201V200H202ZM54 199H56L55 201H54ZM92 199V200H91ZM103 199V200H102ZM129 200V201H133V200ZM176 199V200H175ZM190 201V203H191V201H193L191 204L190 203H188V200ZM68 200V201H67ZM71 200V201H70ZM76 200V201H75ZM88 200H90V201H88ZM95 200V199H94ZM13 201V202H12ZM57 201V202H56ZM67 201V202H66ZM77 201L79 202V203H81V205L80 204H78L77 203ZM86 201L88 204H86V202L84 203V202ZM196 201V202H197ZM199 201L197 202V203H199ZM46 202V203H45ZM59 202V203H58ZM63 204H62V203ZM91 202V203H90ZM96 202H97V204H96ZM98 202H100V203H98ZM102 202V203H101ZM180 202H182L181 203V206H178V205H180ZM36 204V206H35V204ZM45 203V204H44ZM73 203V204H72ZM80 206V207H78V205ZM177 203H179L178 205H177ZM40 204H41V208L40 209H38V210H35L36 208H37V206H38V208L40 207ZM66 205V207H65V205ZM84 204H86L87 206L85 207V205ZM89 204H92L91 205V208H90V205ZM98 204H99V206H98ZM101 204V205H100ZM191 206H190V205ZM34 205V206H33ZM75 207H74V206ZM77 205V206H76ZM83 205V206H82ZM160 204H158L155 208H154V210L159 214V216H160V214H161V211L163 212V210H164V208L166 207L164 204H161L160 206H159ZM177 205V206H176ZM94 206V208H92ZM101 206V207H100ZM130 207L132 206V204L131 205H129ZM159 206V207H158ZM174 206H176L175 208H174ZM184 206V207H183ZM189 206H190V208H191V210L189 211ZM50 207V208H49ZM74 207V208H73ZM85 207V208H84ZM98 208L97 210H95V208ZM158 207V208H157ZM163 207V208H162ZM28 208V209H27ZM32 208V209H31ZM77 209V211L76 212H74L76 209ZM79 208V209H78ZM88 208H90V211L88 210V212H87V209ZM101 208V209H100ZM162 208V209H161ZM184 208H186V211H185V209ZM33 209H34V211H36V212H34L33 211ZM84 209V210H83ZM157 209H158V211H157ZM167 208H165V210H166ZM32 210V211H31ZM58 210V211H57ZM84 212H83V211ZM100 210V211H99ZM164 210V211H165ZM174 210V211H173ZM94 213H93V212ZM105 211V212H104ZM184 211H185V214H183L184 213ZM189 211V212H188ZM20 212V214L21 215H19L18 213ZM28 212H30L29 214H28ZM32 212H34V213H36V214H34L33 216H30L29 218H32V219H29L28 218V215H31L32 214ZM66 212V213H65ZM79 212H81L80 214H79ZM83 212V213H82ZM90 212V213H89ZM98 212V214H96ZM100 212V213H99ZM54 213V214H53ZM61 213H65V214H63L64 216H66V214H67V218L66 217H64L63 215H61ZM88 213V214H87ZM103 215H102V214ZM193 211H192V215H193ZM81 215L80 217H79V215ZM86 214H87V216H86ZM90 214H92V215H90ZM94 214V215H93ZM95 214L97 215V218L95 217L94 218V216H95ZM183 214V215H182ZM89 215V216H88ZM99 215V216H98ZM102 215V216H101ZM182 215V216H181ZM191 215V216H192ZM16 216H17V218H16ZM61 216V217H60ZM78 216V217H77ZM90 216H92V217H90ZM104 216V217H103ZM183 216V217H184ZM20 217V218H19ZM60 217V218H59ZM158 217V215L156 216V218ZM188 217H186V218H188ZM39 218V219H38ZM63 218V219H62ZM66 218V219H65ZM94 218V219H93ZM179 218V217H178ZM16 219L18 220V221H16ZM28 219H29V221L30 220H33V221H31V225H30V222L28 221ZM106 219V218H105ZM152 219H155V217H153ZM20 220V221H19ZM39 220V221H38ZM58 220V221H57ZM64 220L66 221V223L64 222ZM68 220H70V221H68ZM98 220H100V219H98ZM38 223H37V222ZM43 221V222H42ZM121 221V220H120ZM123 221H124V219L122 220V222L120 223L119 222V227L121 228V230L124 228V230H127V227L126 226H124V225H127L128 223H127V221H125L124 223H123ZM16 222H18V223H16ZM42 222V223H41ZM49 222V224H47ZM64 222V223H63ZM70 222V223H69ZM91 222V223H90ZM149 222V221H148ZM24 223L25 224V227H24V225H22V224ZM39 224L40 225V227H39V225L37 226V224ZM43 223H44V225H43ZM62 223V224H61ZM86 223H89L90 225H88L87 226V224ZM94 223V224H93ZM124 225H123V224ZM146 223V225H147V222H145ZM21 224V225H20ZM43 226H42V225ZM75 224H76V226H75ZM46 225L48 226L47 228H46ZM53 225V226H52ZM21 226V227H20ZM35 226H36V228H35ZM44 227V228H42V227ZM81 226V227H80ZM86 226V227H85ZM169 226L167 227V229L169 228ZM173 226H175V225H173ZM176 226H177V224H176ZM175 226V227H176ZM22 227H23V229H22ZM31 228V229H29V228ZM33 227V228H32ZM56 227V228H55ZM126 227V228H125ZM258 227V226H257ZM35 228V229H34ZM39 230H38V229ZM54 228V229H56V230H53L54 232H55V235H54V232L52 231V229ZM73 228V229H72ZM83 228V229H82ZM145 228H146V232L142 235V237L140 238L139 237V239L138 240H136L133 244H135L136 245V247H135V249H134V252L136 253V255H137V257L140 259V261H141V263H143V264H152L151 263V261L153 262V264H160L161 263V261H163L164 262V264H167V262L170 264H174V263H172L171 262V260L172 259H170L169 260V258H168V254L170 255L169 257H171L172 256V254H170L171 252H170V249L169 248H167L166 249V247H165V245H162V243L160 244V242H163L161 239H165V237L163 238V236H162V234L161 233H163L164 234V232L165 231H167L168 232V230H166V228H165V231H164V228L163 229H160V227H158V226H156V228L158 229H156L155 227L154 228H150V227H148V226H143V228L142 227H139L138 228V230H140V232H142L143 230L142 229H144L145 230ZM148 228H149V230L150 229H154L153 230V232L154 233H150V234H146V233H148ZM260 228V229H259ZM259 228H257L256 230H253V231H256V232H253L252 230H251V232L252 233H248L247 235H253L252 237H253V239L256 237V239H255V241H253V242H255V243H258L257 245L259 246V248H261V246H262V248H261V252L258 250V249H256V250H258V252L259 253H264V242H262V240L264 241V221L262 222V224L259 226ZM66 229V230H65ZM72 229V230H71ZM137 229V228H136ZM170 229V228H169ZM174 230H175V228H173ZM27 230H28V233L26 234L25 232H27ZM41 230V231H40ZM44 230H45V232H44ZM59 230V231H58ZM71 230V231H70ZM148 230V231H147ZM156 230H157V232H156ZM163 230V231H162ZM21 231H22V233H21ZM33 233H32V232ZM40 231V232H39ZM44 233H43V232ZM58 231V232H57ZM67 231V232H66ZM68 231H70V233H71V235H70V233H68ZM117 231L118 232H121L119 229H117ZM115 232V233H117L118 234V232ZM172 231V229H170V231L169 232H171ZM39 232V233H38ZM41 232H42V234L43 235H40L41 234ZM57 232V233H56ZM60 232V233H59ZM167 232H165V233H167ZM168 232V233H169ZM173 232V231H172ZM25 233V234H24ZM35 233V234H34ZM38 235H37V234ZM60 235H59V234ZM64 235V236H61L62 234ZM58 234V235H57ZM153 234H158L159 236H155L154 235V237H155V239H153L154 237H153ZM161 234V235H160ZM5 235V236H4ZM10 235V236H9ZM26 235H30V236H27V238H26ZM37 235V236H36ZM125 235L127 236V233H125ZM247 235H246V238H245V236L243 237L244 238V240L246 239V240H249V238H250V241H251V239H252V237H251V235H250V237L248 236L247 237ZM42 236V237H41ZM61 236V237H60ZM161 236V237H160ZM6 237V238H5ZM180 237V238H179ZM183 237V236H182ZM30 240H29V239ZM33 238V239H32ZM36 238V240H34ZM59 238V239H58ZM173 238H175L176 240H174L173 241V243L174 244H176V245H179L180 247L181 246H183L184 247V242H185V237H183V238H181V236H173ZM180 240H179V239ZM27 239V240H26ZM61 239H60V241H61ZM146 239V240H145ZM152 239L153 240H155V241H157V242H155V241H152ZM158 239H160L161 241L159 242V240ZM252 239V240H253ZM7 240V241H6ZM179 240V241H178ZM182 240V241H181ZM259 240V241H258ZM260 240H261V242H260ZM33 241H36V242H33ZM47 241H50V242H48L47 243ZM53 241V242H52ZM59 241V243H61ZM66 241H67V239H66ZM103 241V240H102ZM154 242V243H152V242ZM177 241H178V243H177ZM56 242V243H55ZM138 242V243H137ZM29 243V244H28ZM105 243V240H104V242H103V244ZM131 243V242H130ZM151 243L152 244H156V245H153V247H152V245H151ZM263 243V244H262ZM31 244V245H30ZM34 244V245H33ZM138 244H139V246H138ZM157 244H159V247H160V249H161V254H160V252H159V250L160 249H158L159 247L157 246ZM182 244V245H181ZM20 245V246H19ZM33 245V246H32ZM151 246V247H150ZM161 246H162V248H161ZM258 246H257V248H258ZM28 247L30 248V249H28ZM58 247V248H57ZM95 247H97L96 245H93V247H92V251H94L93 253L94 254H90V258L88 257L87 258V260L86 259H84V261L82 260V261H80L78 264H98L99 262L101 263V259H98V258H100L101 256H99V249L98 250H96L97 248H95ZM141 247V248H140ZM158 247V248H157ZM182 247V248H183ZM13 248H15V249H17V250H20L21 251V253L19 254L18 253V256L19 257H21V258H19L20 259V261H19V259H18V256H17V259L16 258H13V256L11 257V255H13V253L14 252H12L13 250ZM36 248V249H35ZM95 248V249H94ZM139 248V249H138ZM156 250H155V249ZM185 248V247H184ZM183 248V249H184ZM11 249V250H10ZM27 249V250H26ZM33 249V250H32ZM35 249V250H34ZM38 249V250H37ZM137 249V250H136ZM169 249V250H168ZM262 249H263V251H262ZM32 250V251H31ZM37 250V251H36ZM136 250V251H135ZM30 251V252H29ZM40 251V252H39ZM91 251V252H92ZM98 253H97V252ZM113 251V250H112ZM140 251V253H138ZM166 251H168L169 253H166ZM182 251H184V252H182V254H185V253H187L186 251H185V249L184 250H182ZM244 250H241V252L239 251H237L238 253V255L236 254V251H235V254L237 255H233L234 253H232V256H235V257H232L231 256V253H229V254H226L224 257H221V259H219L220 260V262L222 263H226L227 261H230L231 260V262L233 263V264H246V261H248V260H250V259H252V257H251V255L250 254H248L247 252H243ZM19 252V251H18ZM29 252V253H28ZM33 252V253H32ZM36 252H38V253H40L41 255L39 256ZM118 252H120V251H118ZM156 252H159V254H157ZM30 253L32 254V255H30ZM114 253H115V251H114ZM35 254L36 255H38V257H35ZM98 254V255H97ZM140 255V257H139V255ZM187 254H189V252L187 253ZM186 254V255H187ZM24 255H26V256H24ZM57 255V256H56ZM92 255H94V256H92ZM101 255V254H100ZM156 255H158V257L156 256ZM185 255V257L187 258V256ZM24 256V257H23ZM56 256V257H55ZM97 256H98V258H97ZM127 256V255H126ZM156 256V258H155V260H154V257ZM161 256V257H160ZM227 256H229V257H227ZM162 257H164V258H162ZM165 257H167V258H165ZM173 257V256H172ZM177 257V256H176ZM236 257H237V259H236ZM12 258V259H11ZM28 259V261H27V259ZM32 258V259H31ZM97 260H96V259ZM109 257H107V258H105V259H102V261L103 260H107V262L109 263V264H127V263H125V261H124V259H123V261H122V258L123 257H120V256H117V258H115V259H113V260H110V259H112L111 257L108 259ZM118 258L123 262V263H118V261H120V260H118ZM151 258V259H150ZM178 258V257H177ZM16 259V260H15ZM89 259V260H88ZM96 261H99V262H95V260ZM117 259V260H116ZM163 259V260H162ZM165 259H166V261H165ZM173 259H175V258H173ZM226 259V260H225ZM25 260V261H24ZM109 260V261H108ZM115 260H116V262H115ZM151 260V261H150ZM168 260V261H167ZM177 260V259H176ZM225 260V261H224ZM14 261V262H13ZM17 261H19L18 263H17ZM22 261V262H21ZM39 261V262H38ZM42 261V262H41ZM89 261V262H88ZM111 261H114V262H111ZM120 261V262H121ZM27 262H29V263H27ZM81 262H83V263H81ZM87 262V263H86ZM104 262V261H103ZM107 262H105V263H107ZM160 262V263H159ZM162 262V263H163ZM220 262L218 263V264H220ZM230 262V264H232ZM99 263V264H100ZM222 263V264H223ZM228 263V262H227ZM77 264V263H76ZM101 264H103V263H101Z\"/></svg>",
    "mask_w": 264,
    "mask_h": 264
},
{
    "label": "bare ground",
    "instance_id": "6f19581e",
    "mask_svg": "<svg viewBox=\"0 0 264 264\" xmlns=\"http://www.w3.org/2000/svg\"><path fill=\"white\" fill-rule=\"evenodd\" d=\"M20 1H22V0H20ZM20 1H19V4H20V7H22V5L24 6V4L22 3H20ZM31 1H33V0H31ZM44 1V3H45V0H42V2ZM48 1V0H47ZM51 1H54L53 2V4L55 3V0H51ZM67 1H69V0H67ZM72 1V3H71V5H74V10L75 11H77V12H79V14H80V12H84V11H81V9L82 10H84V8L86 7V9L87 8H91L89 5H86V4H83L82 2H80V1H76V0H70V2ZM84 2L86 1V0H83ZM108 1V0H107ZM106 1V2H107ZM120 1H122V0H120ZM146 1V0H145ZM149 1V0H148ZM169 1V0H168ZM173 2H172V5L173 6H175V5H177V1H175L174 2V0H172ZM185 2H186V0H184ZM188 2H189V4H190V6H191V8H192V5L191 4H194V3H196L197 2V0H187ZM199 1V0H198ZM220 1V0H219ZM224 1V0H223ZM222 1V2H223ZM226 1V0H225ZM245 1H248V0H245ZM252 1V0H251ZM254 1V0H253ZM262 1V0H261ZM26 2V1H25ZM29 2V1H28ZM28 2H26L27 4H28ZM37 2H40V0H38ZM70 2H67V4L68 3H70ZM88 3H90L91 2V0H90V2L89 1H87ZM93 2V1H92ZM124 2V1H123ZM135 2H138V4L141 2H144V0H140V2H139V0H135ZM153 2V1H152ZM170 2V1H169ZM236 2V5L234 6V7H238V8H243L242 6H244V4L245 3H247V2H245V3H243V2H241V3H239V0H234V3ZM256 2V1H255ZM34 3H35V1H34ZM34 3H33V5H31V6H29V7H32V6H34ZM47 3V2H46ZM65 3H66V1H65ZM65 3H63V1H59V3H58V5L56 6V8L55 9H53V8H51L50 10H52L51 12L52 13H54V12H56V10L57 9H59V11L61 12V13H59V15H53L52 17L53 18H51V17H49V14H51V13H49L48 12V10H47V6L46 7H44L45 5H43L42 3L41 4H38V16H39V14L40 13H43L44 15H43V22L40 24L41 25V27H46L47 28V30L45 29V28H43V33H44V31L46 30V31H48V36H47V38L50 36V38H51V40L53 41V44H54V42L56 43L55 45V48H54V50H51V49H49V50H46V52L45 53H48L49 55H48V58H46L48 61H50L51 60V62H53V61H55V60H59V64L61 65V67H60V71L59 70H57L56 69V67L55 66H53L54 67V69L55 70H57V72L59 71V72H61V73H63L62 74V76H63V78H64V82L66 83V84H70V85H72L75 89L80 85V83H82V80H81V78L83 77V75H82V73L80 72V71H77L75 68V70H72L73 68H71V67H69V65L68 66H66L68 63H70V62H66V60H67V58H68V56H69V54L71 53V43L73 44V42L75 43V37L73 38V42H71L70 43V38H69V36H68V34H67V32H66V24H67V22H70V20L72 19V17H71V19H69V21H67V18L69 17L68 15H70V14H68V10H69V7L65 4ZM101 3V2H100ZM140 3V4H141ZM157 3V2H156ZM171 3V2H170ZM169 3V4H170ZM200 3V2H199ZM205 2H201L200 4H202V8H204V9H206L205 7H204V5L206 6V3L204 4ZM208 3V2H207ZM224 3V2H223ZM254 3V2H253ZM9 3H7V5H8ZM29 4H30V2H29ZM32 4V3H31ZM36 3H35V5H37ZM49 4H50V2H49ZM49 4H47V5H49ZM106 4V3H105ZM108 4H109V2H108ZM139 4V5H140ZM144 4H147V3H145L144 2ZM189 4L188 5H186L187 7H190L189 6ZM198 4V3H197ZM204 4V5H203ZM6 5V4H5ZM7 5L6 6H4L5 8L7 7ZM10 5V4H9ZM52 5V4H51ZM92 5V4H91ZM163 5V4H162ZM199 5V4H198ZM250 5V4H249ZM261 5H262V3H261ZM25 6H27L26 4H25ZM26 7V8H28L29 9V7ZM53 6V5H52ZM101 6V5H100ZM111 6V5H110ZM109 6V7H110ZM133 6H135L134 4H133ZM133 6H131V7H133ZM194 6V5H193ZM231 6H232V4H231ZM49 7V6H48ZM102 7V6H101ZM165 7H166V5H165ZM195 7H197L196 6V4H195V6H194V9H195ZM199 7H201V6H199ZM217 7V6H216ZM233 7V6H232ZM251 7H253V6H251ZM11 8V7H10ZM17 8V7H16ZM33 8V7H32ZM50 8V7H49ZM143 8V7H142ZM141 8V9H142ZM161 8H163L162 6H161ZM1 9V8H0ZM7 9V8H6ZM35 8H33V10H34ZM71 9H72V7H71ZM86 9H85V11H86ZM92 9V8H91ZM98 9H101V8H98ZM133 9H134V7H133ZM137 9V8H136ZM135 9V10H136ZM141 9H139V13H140V10ZM167 9H168V7L166 8V11H167ZM189 9V8H188ZM197 9H198V7H197ZM216 9H218V8H216ZM235 9V8H234ZM14 10H17V9H13L12 11L14 12ZM26 9H24V10H22V12L23 11H25ZM32 10V9H31ZM31 10H29V11H31ZM49 10V11H50ZM88 10V9H87ZM92 10H94V9H92ZM103 10H105V9H103ZM221 10V9H220ZM246 10H247V8H246ZM8 11H10L9 10V8H8ZM11 11V12H12ZM71 11V10H70ZM90 13L92 12V11H90V9L88 10ZM107 11H108V8H107ZM107 11H105V13L107 12ZM165 11V12H166ZM176 11V10H175ZM195 11H196V9H195ZM194 11V12H195ZM202 11V10H201ZM201 11H198L199 13H201ZM203 11H205V10H203ZM236 11H237V9H236ZM13 12L11 13L12 15H13ZM16 12V11H15ZM34 12H37V11H34ZM34 12L32 11L30 14H34ZM40 12V13H39ZM72 12L73 13H75L73 10H72ZM99 12H100V10H99ZM162 12H164V9H163V11ZM185 12V11H184ZM189 12H191V10L189 11ZM237 12H242V11H237ZM24 13V12H23ZM22 13V14H23ZM101 13V12H100ZM138 13V14H139ZM171 13H174L175 14V12H171ZM188 13V12H187ZM204 13V12H203ZM245 13V12H244ZM15 14H17V13H15ZM14 14V15H15ZM99 14V13H98ZM137 14V15H138ZM164 14V13H163ZM188 14H190L191 15V13H188ZM34 15H37V14H34ZM75 15H77V13H75ZM84 15V14H83ZM86 15V14H85ZM91 15V14H90ZM95 15V14H94ZM96 15H97V13H96ZM131 15H132V12H131ZM137 15L135 16V17H137ZM139 15H142V14H139ZM173 14H171V16H172ZM24 17L22 18L23 20H21L22 22L24 21V19H26L25 21H27L28 23H29V21H28V19L27 18H29V14H27V16L28 17H26L25 18V14L23 15ZM55 16V17H54ZM78 16V15H77ZM133 16V15H132ZM203 16H205V15H203ZM32 17V16H31ZM30 17V18H31ZM35 17V16H34ZM85 17H87V15L85 16ZM102 17V16H101ZM99 18V20H97L96 21V24L95 25H93L94 26V28H96V25H97V28H101V29H104V30H108L110 33H111V35L113 36V37H115V38H121V36L122 35H124V40L126 41V42H129L130 43V41H129V39H127V33H129L128 32V30H127V28H123V29H125V32L123 33V32H121L120 30H118L116 27H118V26H116V23L114 24L113 23V21L112 20H110L111 18V16L108 18L107 17V19H106V17H103L104 19H102V18ZM142 17V16H141ZM164 17H166V16H164ZM164 17H162L163 19H164ZM211 17V16H210ZM33 18V17H32ZM42 17H40V19H41ZM95 18H96V16H95ZM94 18V19H95ZM138 18H140V16L138 17ZM173 18H175V17H173ZM195 18V17H194ZM39 19V20H40ZM78 19H80V18H78ZM78 19H77V21H78ZM86 19H88L89 20V18L87 17ZM177 20H178V18H176ZM189 20H187V22L188 21H192V18L190 19V18H188ZM209 19V18H208ZM232 19V18H231ZM251 19V18H250ZM34 20V19H33ZM38 20V19H37ZM85 20V19H84ZM86 21L87 22V24L89 25V21ZM91 20H93L92 18H91ZM139 20V19H138ZM168 20V19H167ZM166 20V21H167ZM180 20H181V18H180ZM245 20H246V18H245ZM9 21V20H8ZM20 21V22H21ZM32 21V20H31ZM73 21H75L76 22V20H74V18H73ZM139 21H141V20H139ZM169 21V20H168ZM216 21V20H215ZM239 21H241V18H240V20ZM247 21V20H246ZM258 21H260V23H262L263 25V27L261 28V29H263L264 28V7L261 9V12H260V16L258 17ZM21 22V23H22ZM33 22V21H32ZM31 22V23H32ZM35 22H36V19H35ZM80 22H82V21H80ZM93 23H95V20H93L92 21ZM124 22H126V21H124ZM123 22V23H124ZM201 22V21H200ZM21 23H20V25H21ZM31 23H29V24H31ZM37 23H39V22H37ZM71 23V22H70ZM119 23V22H118ZM117 23V24H118ZM131 23V22H130ZM130 23H129V25H130ZM134 23V22H133ZM133 23H132V25H133ZM140 23V22H139ZM189 23V22H188ZM192 23V22H191ZM213 23V22H212ZM216 22H214L213 24H215ZM234 24H235V22H233ZM23 24V23H22ZM24 24H26V23H24ZM28 24V25H29ZM76 24H77V26L78 25H80V24H78L77 22H76ZM82 24H83V22H82ZM81 24V25H82ZM128 24V23H127ZM136 24V23H135ZM134 24V25H135ZM146 24H148V23H146ZM155 24H156V22H155ZM161 24V23H160ZM183 24V23H182ZM192 24H194V25H197V24H195V23H192ZM191 24V25H192ZM230 24H231V22H230ZM236 24H237V22H236ZM240 24V23H239ZM242 24V23H241ZM243 24H244V26H246V25H248L247 23H245V22H243ZM32 25V24H31ZM36 25H39V24H36ZM80 25V26H81ZM119 25V24H118ZM126 25V24H125ZM125 25H123V26H125ZM129 25H127V26H129ZM131 25V26H132ZM134 25H133V27H134ZM163 25V24H162ZM181 25V24H180ZM238 25V24H237ZM27 26V25H26ZM35 26V25H34ZM87 26V25H86ZM85 26V28H87ZM93 26H91V27H93ZM122 26V27H123ZM130 26V27H131ZM140 26V25H139ZM147 26V25H146ZM182 26H184V25H182ZM201 26H202V23H201ZM230 27H231V25H229ZM234 26V25H233ZM236 26V25H235ZM243 26V25H242ZM249 26V25H248ZM247 26V27H248ZM24 28H25V26H23ZM28 27V26H27ZM37 27V26H36ZM82 27V26H81ZM83 27H84V24H83ZM90 27V26H89ZM130 27L128 28V29H130ZM132 27V28H133ZM156 27V26H155ZM161 27V26H160ZM179 27H181V26H179ZM194 27V26H193ZM196 28H198L197 26H195ZM202 27H205L204 25L202 26ZM215 27V26H214ZM40 27L38 26V28H37V30L39 29ZM69 28V27H68ZM74 28V27H73ZM93 28V29H94ZM131 28V29H132ZM149 28H151V26L149 27ZM148 28V29H149ZM183 29H184V27H182ZM224 28H225V26H224ZM250 27H248V29H249ZM45 29V30H44ZM72 27L70 28V31H72V30H75V28L74 29H72ZM77 29V28H76ZM81 29H83V28H81ZM91 29V28H90ZM99 29H97V30H99ZM121 29V28H120ZM135 29V28H134ZM185 29H186V26H185ZM205 29V28H204ZM216 30H219L220 29V27L217 29V27L215 28ZM215 29H213V30H215ZM30 30H31V28H30ZM42 30V29H41ZM40 30V31H41ZM77 30H79L80 31V29H77ZM84 30V29H83ZM81 31V32H85V31ZM86 30H88V29H86ZM95 30V29H94ZM133 30V29H132ZM159 30H161L160 28H159ZM242 30V29H241ZM246 30V29H245ZM257 30L258 29H255V34H256V32H257ZM23 31V30H22ZM39 31V30H38ZM37 31V32H38ZM45 31V32H46ZM78 31V32H79ZM92 31V30H91ZM129 31H131V30H129ZM146 31V30H145ZM162 31V30H161ZM159 32V33H161L160 35H158L160 38H163V37H165L166 36V34H164V35H162V32ZM185 32H186V34H187V32L188 31H186V30H184ZM220 31V30H219ZM231 31L232 30H230V33H228V32H226L227 34H230V35H228L229 36V38H233L232 40H234V38L237 40V42H236V44H234V48H230L229 46H228V44L227 43H225L224 44V41H223V43H220V42H218V44H217V46H214V47H210L208 50H205L206 51V53L204 54L203 53V55H201V57H202V60L200 59V61L201 62H199V63H202V61L204 60V59H206V61L207 60H210V59H212V57L213 56H215L216 54H220V57H221V55L223 56V54H226V51L227 50H229L228 48H230L232 51H233V54H236V55H238L237 56V58H238V64H239V62H240V64L239 65H241L242 67H244L245 68V70L248 72V77H244L243 75L241 76L240 74L238 75V76H240V79H241V77H244V78H242L240 81H239V83L237 84V86H233L234 88H235V90H236V93H238L239 94V96L241 95H247V96H249L248 98L251 100V102H252V106H251V108L253 107V108H255L253 105H257L256 107V109H258V107L260 108V113L262 114L261 115V117H263L264 116V50H262L261 48H263L264 49V44L262 45V47L260 46V45H258V44H256V42L258 41H260V37H259V39H257V41L256 42H254V39H253V37H252V30H247L248 31V33L246 34L245 33V35H242V37H233L232 35H234V34H232L231 33ZM237 32V34L239 33V32H242V31H237V30H235L234 29V32ZM29 29H28V31H27V34L29 35ZM32 32V31H31ZM30 32V33H31ZM75 32V31H74ZM77 32V31H76ZM75 32V33H76ZM88 32H90V30H88ZM94 32V31H93ZM165 32V31H164ZM185 32H183L184 34H185ZM224 32V33H225ZM264 32V31H263ZM47 33V32H46ZM73 33V32H72ZM74 33V34H75ZM80 33V32H79ZM154 33V32H153ZM225 33V34H226ZM26 34V35H27ZM35 34V33H34ZM81 34V33H80ZM79 34V35H80ZM85 34V33H84ZM84 34H83V38L86 36H84ZM131 34V33H130ZM130 34L128 35V36H130ZM200 34L201 33H199V34H197L196 36H197V38H199V36H200ZM227 34H226V36H227ZM19 35H21V34H19ZM27 35V36H28ZM40 35V34H39ZM42 35V34H41ZM40 35V36H41ZM91 37H90V36ZM100 35V37L99 38H101V33L99 34ZM98 34H97V37L99 36ZM105 35V34H104ZM103 35V36H104ZM134 35V34H133ZM239 35H241V33H239ZM260 36L262 35V33L261 34H259ZM31 36H32V34H31ZM34 36H36L37 37V35H34ZM82 36V35H81ZM106 36V35H105ZM144 36V35H143ZM143 36H142V38H143ZM148 37H149V34L147 35ZM147 36H145V40L143 41V43L140 45V47L141 48H139L138 50H139V52H137L136 53V55H135V57L134 58H128V60H127V58L125 57L126 55H128L129 53L127 52V50H126V52L124 51V53H127V54H123V52H120V54H122V55H125V56H120L121 58H119V61H121V60H123V62H124V67L128 70H126L125 68L123 69V66L122 65H120V66H122L121 67V69H123L122 71L123 72H130L132 69H134V68H136V67H139L140 66V64H141V62H143V61H145L146 59H148V58H150V56H151V54H150V50L152 49V50H154L153 48H150L149 47V44L147 43V41L148 42H150V40H148L149 38L147 37ZM163 36V37H162ZM184 36V35H183ZM194 35H192L191 37H193ZM203 36V34L200 36V37H202ZM231 36V37H230ZM26 37V36H25ZM35 37V38H36ZM95 37V36H94ZM94 37H92V35H91V33L90 34H88V38L86 37V39H85V41H83V38L81 37L79 40H78V43H80V42H85V43H87L88 45H89V43H90V41H86L87 39L88 40H90L89 38H93V39H95ZM97 37H96V40H97ZM158 37V38H159ZM185 37H187V36H185ZM204 37V36H203ZM203 37H202V39H203ZM29 38V39H28ZM46 38V40H48ZM103 38V37H102ZM119 38V39H120ZM139 38V37H138ZM148 38V39H147ZM154 38V37H153ZM166 38H167V36H166ZM25 39V38H24ZM28 39V40H27ZM27 41H31V39H32V37L30 38V37H27ZM41 39H43L42 40V45L43 46H46V45H48V43L46 44V40H45V38L43 37H41ZM104 39V38H103ZM122 39V38H121ZM133 39V41H134V38H132ZM137 39V38H136ZM141 39V38H140ZM146 39H147V41H146ZM156 39V38H155ZM164 40H165V38H163ZM162 39V40H163ZM201 39V41H202V43L205 41H203ZM212 39V38H211ZM226 39H228V38H226ZM256 39V38H255ZM18 40H19V37H18ZM26 40H24L25 42H27ZM34 40V39H33ZM36 40H38L37 38H36ZM35 40V41H36ZM81 40V41H80ZM108 40V39H107ZM112 40V39H111ZM143 40V39H142ZM164 40H163V42L162 41H160L161 43H166V42H164ZM214 40V39H213ZM232 40H231V42H232ZM19 41H21V40H19ZM23 41V42H24ZM29 41V42H30ZM39 42H40V40H38ZM103 41V40H102ZM104 41H106L105 39H104ZM154 41V40H153ZM166 41H167V43H166V45L168 46L169 45V43L170 44H172L171 42H169L168 41V39H166ZM216 41V40H215ZM123 42V41H122ZM141 42V41H140ZM206 42V41H205ZM213 42V41H212ZM230 42V41H229ZM231 42H230V44H231ZM46 45H45V44ZM51 44H52V42H50ZM49 43V44H50ZM85 43H84V45H85ZM112 43H114V41L112 42ZM118 43V42H117ZM133 43V42H132ZM138 43V42H137ZM186 43V42H185ZM220 43V44H219ZM0 44H3V43H0ZM22 44L23 43H21L20 45L22 46ZM27 44H28V42H27ZM26 44V45H27ZM30 44V43H29ZM50 44V45H51ZM81 44V43H80ZM115 44H116V42H115ZM124 44V43H123ZM175 44H176V41H175ZM193 44V43H192ZM192 44H190V45H192ZM19 45V46H20ZM33 45H35V44H33ZM32 45V46H33ZM36 45H37V42H36ZM74 45V44H73ZM84 45H81V47L82 46H84ZM91 45V44H90ZM95 45H97V43H95ZM106 45V44H105ZM112 45V44H111ZM136 46H137V44H135ZM134 45V47L135 48H133V50L134 49H136L137 47ZM155 45V44H154ZM159 45H160V43H159ZM173 45V44H172ZM187 45V44H186ZM216 45V44H215ZM2 46V45H1ZM20 46V47H21ZM29 46V45H28ZM31 45H30V47H32ZM40 47H41V45H39ZM76 46H77V44H76ZM93 46V45H92ZM98 46H100L99 44H98ZM139 46V45H138ZM170 46V45H169ZM168 46V47H169ZM52 48H53V46H51ZM74 47V46H73ZM73 47H72V49H73ZM86 47V46H85ZM94 47H96V46H94ZM118 47V46H117ZM116 47V48H117ZM124 47H126V46H124ZM164 47H166V46H164ZM168 47H166V48H168ZM174 47V46H173ZM173 47H171V48H173ZM177 47H179V46H177ZM183 47H184V45H183ZM191 47V46H190ZM206 47V46H205ZM15 48H16V46H15ZM24 48V47H23ZM35 49H36V46L34 47ZM38 48V47H37ZM42 48V47H41ZM43 48H45V47H43ZM46 48H47V46H46ZM76 48L77 47H75V50H76ZM84 48V47H83ZM81 48L84 52H85V50L87 49L88 50V48L89 47H86V48ZM101 48V47H100ZM123 48V47H122ZM132 48V47H131ZM131 48L129 49V50H131ZM207 48V47H206ZM17 49V48H16ZM27 48H25V50H26ZM30 50H31V48H29ZM48 49V48H47ZM80 49V50H81ZM106 49V48H105ZM108 49V48H107ZM195 51H193L192 53H190V54H193V56H195V57H197V59H198V57H200V53H201V50H199L198 48H197V45H196V47H195ZM18 50V51H17ZM16 51L17 52H20L19 51V48L17 49ZM21 50H23V49H21ZM25 50H24V55H25ZM28 50V49H27ZM26 50V51H27ZM33 50V53H34V49H32ZM31 50V51H32ZM79 50V51H80ZM92 50H94V49H92ZM92 50L90 51V52H92ZM104 50V49H103ZM124 50V49H123ZM128 50V51H129ZM133 50H131V52H130V54L128 55V57H130V55H131V53H133ZM137 50V49H136ZM8 51V50H7ZM36 51H38V50H36ZM89 51V50H88ZM95 51V50H94ZM101 51H102V49H101ZM100 51V52H101ZM157 51V50H156ZM11 52V51H10ZM29 53H30V51H28ZM99 52V53H100ZM157 52H159V49H158V51ZM190 52H191V49H190ZM243 52V54H240V53H242ZM23 53H21V56H22V54ZM36 53V52H35ZM88 53V52H87ZM86 53V54H87ZM94 53V52H93ZM93 53H92V55H93ZM115 53V52H114ZM160 53H161V51H160ZM172 53V52H171ZM19 54V53H18ZM32 54V53H31ZM78 53H76V55H77ZM82 53H79L78 54V56L76 57L75 56V58H81V56H84V53H83V55H81ZM91 54V53H90ZM95 54V53H94ZM111 54H112V51H111ZM134 54V53H133ZM156 54H159V53H156ZM174 54V53H173ZM202 54V53H201ZM263 54V55H262ZM28 55V54H27ZM36 55H38V54H36ZM36 55H35V57H36ZM79 55H81L80 57H79ZM96 55H98V54H96ZM101 55V54H100ZM162 55V54H161ZM231 55V54H230ZM229 55V56H230ZM29 56V55H28ZM31 56V55H30ZM95 56V55H94ZM160 56V55H159ZM173 56V55H172ZM175 56V55H174ZM192 56V55H191ZM232 56V55H231ZM24 57H26V56H23V58ZM32 57V56H31ZM39 57V56H38ZM41 58H43L44 56H40ZM46 57V56H45ZM45 57H44V60L43 61H45ZM152 57V56H151ZM162 57V56H161ZM161 57H160V59H161ZM22 58V59H23ZM34 58V57H33ZM84 58V57H83ZM81 59L80 61H84V59ZM97 58H98V56H97ZM154 57H152V59H153ZM204 58V59H203ZM232 58H234V57H232ZM21 59V60H22ZM30 59V58H29ZM36 59V58H35ZM90 59H92V57H90L89 58V60ZM108 59V58H107ZM160 59H158V60H160ZM214 59V58H213ZM221 59H223V58H221ZM236 59V58H235ZM20 60V59H19ZM20 60V61H21ZM26 60V59H25ZM24 60V61H25ZM32 60V59H31ZM78 60V59H77ZM129 60H132L131 62L129 61ZM170 60V58H168V60H166V61H169ZM195 61H196V59H194ZM20 61H19V63H17L18 62V60H17V65H16V63H15V65L16 66H18V64H21L20 63ZM23 61V62H24ZM27 61V60H26ZM36 61H38L37 59H36ZM86 61V60H85ZM88 61V60H87ZM86 61V62H87ZM103 61V60H102ZM110 61V60H109ZM128 61H129V63H128ZM166 61H164V63L166 62ZM171 61H174V60H171ZM198 61L199 60H197V63H198ZM230 61V60H229ZM39 62V61H38ZM72 62V61H71ZM107 62V61H106ZM114 62V61H113ZM122 62V63H123ZM178 62V61H177ZM205 62V61H204ZM224 62V61H223ZM225 62H227V61H225ZM236 62V61H235ZM236 62V63H237ZM27 63H29V61L27 62ZM32 63H34V61H32ZM43 63V62H42ZM77 63V62H76ZM115 63V62H114ZM144 63V62H143ZM151 63V62H150ZM157 63H159V61L157 62ZM172 64L173 63H176V61H174V62H171ZM233 63V62H232ZM23 64V63H22ZM21 64V65H22ZM38 64V63H37ZM48 64V62L46 61V65ZM52 64V63H51ZM58 64V63H57ZM83 64V63H82ZM87 64V63H86ZM111 64V63H110ZM120 64V63H119ZM118 64V65H119ZM155 64H156V62H155ZM166 64H170V63H166ZM178 64H180V63H178ZM209 64V63H208ZM211 64H212V62H211ZM255 64H257L258 65V67H255ZM14 65V64H13ZM13 65H12V67H13ZM21 65H19V67L18 68H16V69H19L20 67H21ZM26 65V64H25ZM24 65V66H25ZM40 65V64H39ZM44 65H45V63H44ZM44 65H40L41 67L40 68H42V67H45ZM50 65V64H49ZM56 65V64H55ZM81 65V64H80ZM85 65V64H84ZM83 65V66H84ZM118 65H117V67H118ZM30 66V65H29ZM28 66V67H29ZM35 65L33 64V66L32 67H34ZM38 66V65H37ZM36 66V67H37ZM70 66H71V64H70ZM82 66V67H83ZM110 66V65H109ZM119 66V67H120ZM148 66V65H147ZM178 66V65H177ZM180 66H181V68H182V65L180 64ZM57 67H59V66H57ZM85 67H86V65H85ZM143 67H145V66H143ZM142 67V68H143ZM153 67V66H152ZM151 67V68H152ZM159 67L160 66H156L155 68H158L159 69ZM170 67V66H169ZM168 67V69H170ZM185 67V66H184ZM39 68V69H40ZM46 68V67H45ZM45 68L43 69V71L45 70ZM50 67H48V71L50 70L49 69ZM81 68V67H80ZM109 68V67H108ZM107 68V69H108ZM141 68V67H140ZM139 68V69H140ZM196 68V67H195ZM223 68H225V66L223 67ZM233 68H236V67H233ZM233 68H231V70L230 71H232V69ZM238 68V67H237ZM237 68L236 69H233V70H237ZM21 69H22V67H21ZM24 69H25V67H24ZM37 70H38V68H36ZM36 69H35V71H36ZM54 69H53V71H54ZM78 69V68H77ZM83 69H84V67H83ZM103 69H104V67H103ZM138 69V70H139ZM153 69H154V67H153ZM155 70V71H153V70H151L150 72V76L152 77V78H154L156 81H154V83L155 82H157L158 81V71L159 70ZM162 69V68H161ZM164 69H166V68H164ZM167 69V70H168ZM186 69V68H185ZM192 69H194L193 67H191V70ZM12 70H14V69H12ZM41 70V69H40ZM52 70V69H51ZM88 70V69H87ZM86 70V71H87ZM108 70H110V69H108ZM107 70V71H108ZM137 70V71H138ZM187 70V69H186ZM190 70V69H189ZM198 70V69H197ZM213 70V69H212ZM222 70V69H221ZM224 70V69H223ZM241 69H239V71H240ZM242 70L244 71V69L242 68ZM15 71V70H14ZM17 71H19V70H17ZM30 71V70H29ZM32 71H33V69H32ZM47 71V69H46V71H44V72H48ZM52 71V72H53ZM104 71V70H103ZM121 71V70H120ZM119 71V72H120ZM153 71V72H152ZM172 71V70H171ZM170 71V72H171ZM175 72L177 71V70H174ZM174 71L172 72V73H174ZM195 71V70H194ZM214 71V70H213ZM230 71L228 72L229 74H230ZM12 72V71H11ZM20 72V71H19ZM22 72V71H21ZM20 72V73H21ZM43 72V73H44ZM51 72V71H50ZM51 72V73H52ZM56 72V73H57ZM90 72V71H89ZM94 72V71H93ZM93 72H91V73H93ZM136 72V71H135ZM162 72V71H161ZM169 72V71H168ZM168 72H167V74H168ZM169 72V73H170ZM219 73H220V70L218 71ZM216 73V72H212L213 74L214 73H216V74H219V73ZM224 72V73H223ZM221 71V73H223V75L225 76V73H227V72H225V71ZM235 71H232V74H235L234 73ZM14 73V72H13ZM15 73H17V72H15ZM19 73V74H20ZM25 73V72H24ZM29 73V72H28ZM35 73V72H34ZM36 73H38V72H36ZM50 73V74H51ZM95 73V72H94ZM99 74H100V72H98ZM108 73H109V71H108ZM137 73V72H136ZM166 73V72H165ZM184 73V72H183ZM194 73V72H193ZM220 73V74H221ZM228 73L226 74V75H228ZM5 74V73H4ZM11 74V73H10ZM18 74V75H19ZM26 74H27V72H26ZM26 74H25V76H26ZM45 74V73H44ZM49 74V73H48ZM110 74V73H109ZM112 75H113V72L111 73ZM115 74V73H114ZM123 74V77H124V74L125 73H122ZM121 74V75H122ZM142 75H141V77H145L146 78V76H148V74H147V72H146V74H144L143 72L141 73ZM175 74V73H174ZM178 74V73H177ZM188 74V73H187ZM187 74H185V75H187ZM189 74H191L190 72H189ZM188 74V75H189ZM212 74V75H213ZM33 75V74H32ZM41 75V74H40ZM46 75V74H45ZM52 75V74H51ZM51 75H49V76H51ZM53 75H54V73H53ZM95 75V74H94ZM93 75V76H94ZM106 75H108V74H106ZM126 75H128L129 76V73L128 74H126ZM135 75V74H134ZM187 75V76H188ZM22 76V74L21 75H19V77H21ZM24 76V77H25ZM37 76H39V75H37ZM44 76V75H43ZM48 76V75H47ZM47 76H46V78H47ZM93 76H92V80H93ZM105 76V75H104ZM109 76V75H108ZM108 76H107V78H108ZM130 76H131V74H130ZM133 76V75H132ZM150 76H148V78L150 77ZM167 76H169V75H167ZM170 76H173L171 73H170ZM179 77L178 78H180V75H178ZM183 76H184V74H183ZM195 76V75H194ZM237 76V77H238ZM40 77V76H39ZM39 77H38V79H39ZM55 77H57L56 79L58 80V76H55ZM54 77V78H55ZM87 77V76H86ZM91 77V76H90ZM96 77V76H95ZM114 77V76H113ZM143 77V78H144ZM174 77V76H173ZM173 77H171L170 79H171V81L170 82H172V81H174L173 80ZM184 77H186V76H184ZM201 77V76H200ZM236 77V78H237ZM45 78V76H44V78L43 79H46ZM49 78V77H48ZM52 78V77H51ZM51 78H50V80H51ZM87 78H89V77H87ZM105 78H106V76H105ZM127 78H129V77H127V76H125L124 78H120L121 79V81H120V79L119 80H117V79H114V80H117V81H112V83L113 84H115L116 85V87L119 85V84H121L122 85V83L121 82H123L124 83V81H125V83H126V81H127V85H129L128 83H130L129 82V80H127ZM158 78V79H157ZM194 78V77H193ZM24 79V78H23ZM43 79L41 78V80L43 81ZM60 79V78H59ZM62 79V78H61ZM83 79H84V77H83ZM96 79H98V78H96ZM104 79V78H103ZM123 79V80H122ZM163 79V78H162ZM187 80H190V78H186ZM197 79V78H196ZM224 79V78H223ZM229 79H231V78H229ZM228 79V80H229ZM53 80V79H52ZM56 80V81H57ZM89 80V82H90V79H88ZM108 80V79H107ZM106 80V81H107ZM109 80H110V78H109ZM139 80V79H138ZM150 80V79H149ZM165 80H167V77H166V79ZM177 80V79H176ZM180 80H181V78H180ZM186 80V81H187ZM206 80V79H205ZM205 80H203V81H205ZM225 80V79H224ZM224 80H221V81H224ZM232 80H234V79H232ZM231 80V81H232ZM22 81V80H21ZM42 81H37L36 83H40L41 84V82ZM47 81V80H46ZM99 81V80H98ZM101 81V80H100ZM99 81V82H100ZM131 81V80H130ZM136 81V83H137V80H135ZM140 81V80H139ZM138 81V82H139ZM145 81V80H144ZM147 81V80H146ZM153 81V80H152ZM169 80H167V82H168ZM185 81V82H186ZM211 81L212 80H210V83H211ZM220 81V82H221ZM15 82V81H14ZM26 82V81H25ZM24 82V80H23V83H25ZM60 81L58 80L57 81V83H59ZM93 81H91L90 83H92ZM117 82V83H116ZM164 82H166V81H164ZM166 82V83H167ZM170 82H168V83H170ZM181 82V81H180ZM180 82H178V83H180ZM199 81H198V79H197V83H198ZM220 82L218 83V82H216V83H214V85H215V88L218 90V94H216V95H224V97H225V90L227 89V86L228 85H226V84H229L230 82H228V81H226L225 80V82L224 83H222V84H220ZM23 83H21V84H23ZM35 82H33V84H34ZM57 83H55V84H57ZM86 83H88V82H86ZM94 83H96V82H94ZM93 83V84H94ZM104 83V82H103ZM134 83L135 82H133L132 84H130V85H134ZM151 83V82H150ZM177 83V82H176ZM206 83H207V80H206ZM209 83V82H208ZM220 84V85H216V84ZM232 83V82H231ZM235 83V82H234ZM15 84H17L16 82H15ZM32 84V85H33ZM44 84V83H43ZM85 83L83 82V85H84ZM99 84V83H98ZM101 84V83H100ZM142 83H140V85H141ZM148 84H149V82H148ZM151 84H153V83H151ZM151 84H149V86H148V88L150 87V86H152ZM158 84V83H157ZM157 84H155V86L157 85ZM172 85H173V82L171 83ZM186 84V83H185ZM187 84H188V81H187ZM190 84H192V82L190 83ZM212 84V83H211ZM236 84H234V85H236ZM17 85H19L20 86V82L17 84ZM35 85V84H34ZM61 85H63V83L61 84ZM61 85H58L59 86V88H60V86ZM213 85V84H212ZM23 87H26L27 85H22ZM21 86V87H22ZM38 86H39V84H38ZM40 86H42V84L40 85ZM65 86V85H64ZM64 86H63V88H64ZM72 86H71V88H72ZM91 86V85H90ZM96 86V85H95ZM98 86V85H97ZM96 86V87H97ZM138 86H139V83H138ZM144 86V85H143ZM157 86H159V85H157ZM156 86V87H157ZM181 86L182 85H180L179 87L181 88ZM191 86V85H190ZM34 87V86H33ZM92 87V86H91ZM104 87H106L107 88V84H105L104 85ZM126 88H128L129 86H125ZM124 87V88H125ZM133 87V86H132ZM135 87V86H134ZM133 87V88H134ZM140 87V86H139ZM138 87V88H139ZM145 87V86H144ZM143 87V88H144ZM169 87H171V86H169ZM183 89L180 91V88H178V90H179V92H180V98H183V99H187L190 95H191V93L192 94H195V92L193 93V91L191 92L190 90H189V88H188V90H189V92H188V90L186 89L187 88V85H184L183 84ZM186 87V88H185ZM209 87V86H208ZM46 88V87H45ZM62 88V89H63ZM73 88V89H74ZM85 88V87H84ZM83 88V89H84ZM99 88V87H98ZM97 88V89H98ZM102 88V87H101ZM100 88V89H101ZM114 88V87H113ZM123 88V87H122ZM133 88L131 89V87H130V89L133 91ZM146 88V87H145ZM144 88V89H145ZM171 88H174V86H172ZM170 88V89H171ZM214 87L212 86V87H210L209 89H210V91L212 90V91H214V89H213ZM229 88H232V87H229ZM13 89H15V88H13ZM16 89H18V93H20L19 91V87L17 86V88ZM30 89V88H29ZM38 89V88H37ZM39 89H41V87H39ZM36 90V91H40V90ZM68 89H69V87H68ZM88 89V88H87ZM94 89V88H93ZM104 89V88H103ZM142 90V88H141V90L143 91V93H144V91L145 90ZM165 89V88H164ZM177 89V88H176ZM175 89V90H176ZM32 90H33V88H32ZM35 90V89H34ZM70 90V89H69ZM120 91L118 94L116 93V95H115V99H112L111 101V106H104L105 108H103V109H105L104 111L106 112V113H108V115H107V120H105V121H103V120H96V119H99V118H95V120H94V122H96L95 124H98L99 123V125L101 124V122L103 121V123L101 124V127H102V130H104V136H101V135H99L103 140H101V142L102 141H105L106 139H112L113 138V135H112V132H114L113 131V129L114 128H107V124L108 125H110L111 126V124H112V122H115V121H118L120 118H119V113H120V111H122V109L123 108H127L128 107V101H129V97H131V95H129V94H131L130 92H129V96L127 97L126 96V94H124V92H123V90H121L120 88H116V90L115 91ZM137 89H135V91H136ZM140 90V89H139ZM150 90H151V88H150ZM156 90V89H155ZM173 90V89H172ZM234 90V89H233ZM233 90H231V91H233ZM26 90H24L23 91V93L25 92ZM30 91H31V89H30ZM35 91V92H36ZM49 91V90H48ZM72 91V90H71ZM87 91V90H86ZM91 91H93V90H91ZM91 91H89L90 93H91ZM97 91V90H96ZM104 91V90H103ZM130 91V90H129ZM131 91V92H132ZM138 91V90H137ZM136 91V92H137ZM230 91V92H231ZM16 92V91H15ZM15 92H14V95H15ZM61 92H63V91H61ZM69 92V91H68ZM85 92V91H84ZM95 92V91H94ZM101 92H102V90H101ZM108 92V91H107ZM141 92V91H140ZM175 92V91H174ZM209 92V91H208ZM229 92V91H228ZM143 93H141V94H143ZM146 93V92H145ZM148 93V92H147ZM163 93V92H162ZM168 93V92H167ZM189 93H190V95H189ZM211 93H213V92H211ZM215 93V92H214ZM213 93V94H214ZM220 93V94H219ZM224 93V94H223ZM28 94V92L27 93H25L23 96L25 97L26 95ZM47 95H48V92L46 93ZM63 94V93H62ZM65 94V93H64ZM86 94H89V93H86ZM103 94V93H102ZM101 93H99L98 91L97 92H95L94 94H92V96L90 97V96H87V95H85L84 96V98H83V102L82 103H84V104H82L83 105V107L85 108V107H89V108H93V107H96V103H97V101H99L101 98L103 99V102H104V97H103V95H102ZM109 94H111V96L109 97L110 99H111V97H112V94L113 93H109ZM115 94V93H114ZM135 94H137V93H135ZM138 94H139V92H138ZM137 94V95H138ZM173 94V93H172ZM200 94V93H199ZM226 94H228L227 93V91H226ZM230 94V93H229ZM235 94V93H234ZM238 94L236 95V96H238ZM19 95V94H18ZM30 95V94H29ZM136 95V96H137ZM153 95V94H152ZM151 95V96H152ZM162 96L163 95H166V94H161ZM169 95V94H168ZM22 96V97H23ZM32 96V95H31ZM142 96H144V95H142ZM149 96V95H148ZM162 96H161V99H159L158 100V97H157V101L158 102H162ZM172 96V95H171ZM174 96V95H173ZM215 96V95H214ZM41 97V96H40ZM39 97V98H40ZM79 97H80V95H79V92L76 94V93H73V94H71L70 95V98H68L69 99V101L67 102V103H73V105H74V107H73V109H74V112L72 111L73 109H72V107L70 108L71 110H69V111H71V112H73L72 114H71V116L67 119L66 117V120H67V122H65V128L63 127V125H61L62 127H63V130L61 131V133H60V131L59 132H57L58 134H60L58 137L60 138V146H61V150L58 148V146L59 145H57V148L61 151V153L58 155V153H57V156H58V158H60L62 155H63V160L65 159V152L68 150V149H65L67 146H68V148H70L69 146H71L70 145V141L73 139V137H72V131H73V129L74 128H77V126H74V124L75 123H77L76 121H77V119L79 118V116H81L80 114H81V112H82V110H84L83 112L85 113V112H87L88 113V111L89 110H86L85 111V109H83V107H81V109L79 110V106H80V104H79ZM138 97V96H137ZM163 97H165V96H163ZM179 97H177V100L176 101H178V99H179V101H181L180 100V98ZM203 97V96H202ZM201 97V98H202ZM224 97H222V98H224ZM244 98H242L243 99V101L244 102H246V100H245V96H243ZM31 98V97H30ZM42 98V97H41ZM66 98V97H65ZM133 98V97H132ZM144 98H145V96H144ZM166 98V97H165ZM174 98V97H173ZM190 98V97H189ZM228 97H226V99H227ZM229 98H231V97H229ZM233 98V97H232ZM237 98V97H236ZM26 99H27V96H26ZM25 99V100H26ZM48 99H49V97H48ZM199 99H200V97H199ZM247 99V98H246ZM24 100V101H25ZM30 100V99H29ZM131 100H134V99H131ZM136 100H137V98H136ZM139 100V99H138ZM142 100V99H141ZM146 100V99H145ZM144 99H143V101L142 102H144L145 101ZM166 100V99H165ZM188 100V99H187ZM212 100V99H211ZM228 100V99H227ZM241 100V99H240ZM248 100V99H247ZM155 101H156V99H155ZM169 101V100H168ZM167 101V102H168ZM178 101V102H179ZM196 101V100H195ZM201 101H204V99L203 100H201ZM201 101H200V103H201ZM213 101H214V99H213ZM242 101V102H243ZM28 102V101H27ZM99 102H101V101H99ZM149 102V101H148ZM147 102V103H148ZM150 102H151V100H150ZM183 102V100L181 101V103ZM214 102H216V101H214ZM225 102H226V100H225ZM41 103V102H40ZM39 103V104H40ZM135 102H133V104H134ZM153 103V102H152ZM164 103H166L165 101H164ZM187 103V102H186ZM186 103H184V104H186ZM190 103V102H189ZM188 103V104H189ZM232 104H233V101L231 102ZM235 103V102H234ZM239 103V102H238ZM238 103H236V104H238ZM29 104V103H28ZM65 104H66V102H65ZM103 104V103H102ZM132 104V105H133ZM138 104H141V103H139L138 102ZM149 104V106H150V103H148ZM155 103H153V105H154ZM174 104V103H173ZM183 104V105H184ZM205 104V103H204ZM207 104V103H206ZM229 104V103H228ZM235 104V105H236ZM250 104V103H249ZM249 104H247V105H249ZM71 105V104H70ZM171 105V104H170ZM169 105V106H170ZM187 105V104H186ZM185 105V108H187V106ZM191 105H193V104H191ZM190 105V106H191ZM194 105H195V103H194ZM231 105V104H230ZM230 105H227V106H230ZM155 106V105H154ZM158 106H159V103H158ZM165 106V105H164ZM177 107L179 106V105H176ZM188 107L187 109H185V110H183V111H186L185 113H187V112H189V109H194V107ZM201 106V105H200ZM204 106V105H203ZM234 106V105H233ZM10 107H11V105H10ZM100 107V106H99ZM133 107V106H132ZM131 107V108H132ZM135 107V106H134ZM133 107V108H134ZM137 107V112H138V106H136ZM135 107V108H136ZM144 107V106H143ZM151 107V106H150ZM161 105H160V107L158 108V109H156L155 111H158V115H161L160 113H162L161 111H163V109H161ZM172 107V109H169V107H168V110H169V112L171 111V110H173V109H175L174 107H173V105L172 106H170V108ZM206 107V106H205ZM243 107V106H242ZM250 107V106H249ZM9 108V107H8ZM86 108V109H87ZM131 108L130 107H128V109H130L131 110ZM135 108H134V110H135ZM140 108V107H139ZM165 108V107H164ZM179 108V107H178ZM200 108V107H199ZM99 109V108H98ZM103 109H102V112H104L103 111ZM141 109V108H140ZM139 109V110H140ZM147 109V108H146ZM155 109V108H154ZM159 109H161V111H160V113H159ZM177 109V108H176ZM198 109V108H197ZM225 109V108H224ZM239 109V108H238ZM255 109V110H256ZM91 110V109H90ZM125 110V109H124ZM180 110H181V108H180ZM207 110V109H206ZM240 110H243L242 108H241V105H240ZM249 111L248 110V107L247 108H245L244 107V112H246V111ZM254 110V109H253ZM252 110V111H253ZM96 111V110H95ZM95 111H94V113H95ZM126 111H128L127 109H126ZM141 111L142 110H140V113H141ZM145 111V110H144ZM228 111V110H227ZM82 112V113H83ZM98 112V111H97ZM100 112V111H99ZM102 112H101V114H102ZM149 112V111H148ZM165 112H167L166 110L165 111H163V113L165 114ZM172 112H174V115L173 114H171L170 116L171 117H173L172 118V120L174 119V117H175V123L172 121L171 123L173 124V125H175V124H177L176 123V121L178 122V120L177 119H179L180 117H183V120H184V118H185V116H187L186 114H184L183 112L181 113V111H179V109H177V111H171V113ZM205 112V111H204ZM225 112H226V109H225ZM35 113V112H34ZM70 113V112H69ZM83 113V115L82 116H84L85 114ZM90 113H91V111H90ZM127 114H129L128 112H126ZM126 113H124V115L126 114ZM143 113V112H142ZM142 113H141V115H142ZM145 113V112H144ZM155 113V112H154ZM240 113V112H239ZM46 114H48V113H46ZM93 114V113H92ZM91 114V115H92ZM126 114V115H127ZM152 114V113H151ZM194 114V113H193ZM205 114V113H204ZM220 114V113H219ZM228 114H229V112H228ZM246 114V113H245ZM248 115L249 114H251V113H247ZM23 115H25V113L23 114ZM67 115H68V113H67ZM67 115H65V116H67ZM70 115V114H69ZM68 115V116H69ZM88 115V114H87ZM97 115H99V113L97 114ZM96 114L94 115V116H97ZM103 115V114H102ZM132 115V114H131ZM140 115V116H141ZM145 115V114H144ZM154 115V114H153ZM173 115V116H172ZM188 115H190L189 113H188ZM192 115V114H191ZM201 115H202V113H201ZM230 116L232 115L233 116V114H229ZM243 115V114H242ZM242 115L240 116L241 118H242ZM53 116V115H52ZM89 116V115H88ZM93 116V115H92ZM101 116V115H100ZM129 116H130V114H129ZM134 116V115H133ZM150 116V115H149ZM149 116H148V118H149ZM152 116V115H151ZM170 116H168V117H170ZM203 116V115H202ZM216 117V119L215 120H217V116H216V114L215 115H213V117ZM227 116V115H226ZM24 117V119H25V117L26 116H23ZM89 117H91V116H89ZM122 117V116H121ZM132 117V116H131ZM156 117H157V114H156ZM171 117H170V119H171ZM193 117V116H192ZM251 117H253V116H251ZM61 118H63V116L61 117ZM128 118H130V117H128ZM135 118V117H134ZM146 119L147 121L149 120V119ZM152 118V117H151ZM154 118H155V115H154ZM163 118V117H162ZM161 118V119H162ZM198 118V117H197ZM201 118V117H200ZM233 118V117H232ZM254 118V117H253ZM258 118V117H257ZM259 118H260V116H259ZM83 119H85V122L87 123V121H86V117L85 118H83ZM106 119V118H105ZM125 119V118H124ZM130 119H132V118H130ZM136 119V118H135ZM134 119V120H135ZM142 119V118H141ZM141 119H140V121H141ZM155 119H157V118H155ZM160 119V121L162 122V120ZM190 119V118H189ZM209 120L208 119V117L207 118H205V120ZM235 119V118H234ZM262 119V118H261ZM60 120V119H59ZM80 121L79 122H81V123H83L82 122V118L81 119H79ZM128 121H130L129 119H127ZM164 120V119H163ZM182 120V121H183ZM191 120V119H190ZM243 120H244V118H243ZM120 121V120H119ZM139 121V120H138ZM143 122H144V119L142 120ZM152 121V120H151ZM156 121V120H155ZM159 121V122H160ZM166 121V120H165ZM165 121H163L164 123H165ZM192 121V120H191ZM193 121H194V118H193ZM240 121V120H239ZM261 121V120H260ZM52 122V121H51ZM56 122H58V120L56 121ZM62 122V121H61ZM98 122V123H97ZM133 122V121H132ZM146 122V121H145ZM161 122H160V126H159V129H160V132H161V128H162V125H161ZM163 122H162V124H163ZM181 122V121H180ZM180 122H178V124L180 123ZM185 122V120L183 121V122H181L182 124ZM206 122V121H205ZM208 122V121H207ZM235 122V121H234ZM241 122H243L242 121V119H241ZM241 122H240V124L239 125H241V129L242 130H245V128H248V125H250V123H252V122H250V123H246L247 124V127H245V128H243V125H246V124H241ZM262 122V121H261ZM260 122V123H261ZM2 123V122H1ZM86 123H84V124H86ZM120 123V122H119ZM118 123V124H119ZM131 123V122H130ZM137 123V122H136ZM146 123H148V122H146ZM149 123H150V120H149ZM171 123H170V125H171ZM180 123V124H181ZM191 123V122H190ZM224 123V122H223ZM236 123H237V121H236ZM59 124V123H58ZM63 124V123H62ZM78 125H79V123H77ZM76 124V125H77ZM84 124H83V126H84ZM129 123L127 122V124L125 125V127L128 125ZM135 124V123H134ZM138 124V123H137ZM139 124H141V122H139ZM138 124V126H141V125H139ZM143 124V123H142ZM154 124H156V122L154 123ZM181 124V125H182ZM202 124H205L203 121H202ZM262 124H263V122H262ZM44 125V124H43ZM48 125H49V123H48ZM82 125V124H81ZM80 125V126H81ZM148 125H150V124H148ZM164 125H166V124H163V127H164ZM168 125H169V123H168ZM167 125V126H168ZM206 125H207V127H209L210 128V124L208 125V123H206L205 124V126L204 127H206ZM224 125V124H223ZM234 125V124H233ZM80 126H78V128L80 129ZM85 126H87V125H85ZM96 126H98V125H96ZM119 126H120V124H119ZM130 125H128V127H129ZM146 126H147V124L144 126L143 125V127L144 128H146ZM151 126V125H150ZM149 126V127H150ZM153 126V125H152ZM166 126V127H167ZM176 126V125H175ZM185 126V125H184ZM183 126V127H184ZM238 126V125H237ZM43 127V126H42ZM41 127V128H42ZM44 127H46V126H44ZM56 127V126H55ZM58 127V126H57ZM61 127V128H62ZM88 127V126H87ZM123 127V126H122ZM131 127H132V125H131ZM136 127L137 126H135L134 127V129L135 130H137V133H138V135L141 133L140 132V130H138V129H136ZM170 127V126H169ZM182 127V128H183ZM185 127H188V126H185ZM206 127V128H207ZM223 127V126H222ZM224 127H226V126H224ZM262 127V126H261ZM40 128V129H41ZM49 128V127H48ZM51 128V127H50ZM78 128H77V130L76 131H78V133H79V131L80 130H78ZM81 128H85V127H81ZM89 128H90V126H89ZM124 128V127H123ZM123 128H121L120 130H122ZM127 128V127H126ZM125 128V129H126ZM165 128V127H164ZM181 128V130H183ZM209 128H207V129H209ZM42 129H44V130H42V131H45V135H46V133L47 134H51V132H46V129L47 128H42ZM124 129V130H125ZM127 129H130V127L129 128H127ZM126 129V130H127ZM143 129V128H142ZM169 130H171L170 128H168ZM205 129V128H204ZM214 129V127L212 128V130ZM216 129V128H215ZM224 129V128H223ZM222 129V130H223ZM262 129V128H261ZM50 130V129H49ZM49 130H47V131H49ZM52 130H53V128H52ZM55 130V129H54ZM61 130V129H60ZM74 130V133H77L76 131ZM82 130H85V129H82ZM88 130V129H87ZM86 130V131H87ZM123 130V131H124ZM135 130H130L132 133H133V131H135ZM155 130H156V133H154V132H152L154 135L155 134H157V132L159 131L158 130V128H155ZM158 130V131H157ZM168 130V131H169ZM180 130V129H179ZM178 130V131H179ZM181 130H180V134H181ZM187 130V129H186ZM206 130V129H205ZM235 130H237V129H235ZM33 131H35V129L33 130ZM38 131H40V130H38ZM99 131H100V129H99ZM142 131V130H141ZM163 131V130H162ZM166 131V130H165ZM168 131H166V132H168ZM175 130H174V128H173V132H174ZM184 131V130H183ZM182 131V132H183ZM259 131V130H258ZM37 132V131H36ZM97 132H98V130H97ZM128 132V131H127ZM140 132V133H139ZM204 132V131H203ZM203 132H201L200 133V131H199V133H200V135H203L204 133ZM206 132H208L207 130H206ZM230 135L232 134V132L233 131H231V132H229V131H227ZM238 132V131H237ZM236 132V133H237ZM243 132V131H242ZM84 133V132H83ZM151 133V134H152ZM162 133V132H161ZM160 133V134H161ZM177 134V131L176 132H174V135L171 133H169L170 135H172V137H173V139L172 140H174V138L176 137V134ZM178 133V134H179ZM190 133V132H189ZM198 133V134H199ZM203 133V134H202ZM222 133V132H221ZM226 133V132H225ZM235 133V134H236ZM241 133V132H240ZM255 133V132H254ZM264 133V132H263ZM41 134V136H42V132L40 133ZM39 134V135H40ZM43 134V135H44ZM57 134V135H58ZM81 134V133H80ZM80 134H79V136H80ZM100 134V133H99ZM125 134V133H124ZM131 134V133H130ZM130 134L128 135V134H125V135H123V136H125L126 138H128V136H130ZM143 134V133H142ZM152 134V135H153ZM168 134V133H167ZM166 133H164V140L167 142V140L168 139H165L167 136ZM168 134V135H169ZM180 134L179 135H177V136H180ZM183 134V133H182ZM181 134V135H182ZM191 134V133H190ZM197 134V135H198ZM234 134V136H236ZM247 134V133H246ZM256 134V133H255ZM255 134H253V135H255ZM258 135L260 134V133H257ZM22 135V134H21ZM57 135H55V137L57 136ZM83 135V134H82ZM85 135V134H84ZM128 135V136H127ZM152 135H149V136H152ZM158 135V134H157ZM189 135V134H188ZM222 135H225V134H222ZM221 134L219 135V136H222ZM227 135V134H226ZM226 135L225 136H223L224 138L226 137ZM230 135H227V137L228 136H230ZM244 135V134H243ZM40 136V137H41ZM49 136V135H48ZM78 136V134L75 136V134H74V138H76ZM78 136V137H79ZM97 136H98V134H97ZM115 136H116V134H115ZM131 136H132V134H131ZM139 136H142V135H139ZM144 136V135H143ZM166 136V137H165ZM175 136V137H174ZM204 136H206V133H205V135H203V136H200L201 138H199V135L197 136L198 138H195V137H192L193 139H191L190 137L188 138V140L189 141H187V144H186V141L184 142L186 145H188V142H189V144H190V146H192V150L190 149V151H187V156H190V155H192L193 154V156L195 155V156H201V158H198V163H199V167L197 166L198 164H196L195 163V160L197 159H195V160H190V159H188V160H190L191 162L188 164V165H186V164H184L183 163V161L181 160L182 159V157L181 156H179L181 153H180V151H179V155H177V150L175 149V147H174V144H173V142L172 141H170L169 143L170 144H168L167 143V145L166 144H164V145H166V146H168L169 145V149H167L168 151H164V153L165 152H167V154L165 155V156H167V158H165L166 159V161L168 160L169 162H164L163 164H161V165H159L160 167H156V165H155V170L154 171H156L157 173H155V175L157 176H155L156 177V181L159 183V184H161L162 185V187H163V185H165V186H167L170 190H171V192L173 191H175L176 192V194H174L173 195V197L174 196H176L177 195V193L179 192L178 190H177V187H176V185L178 186L180 183H181V181L183 180V178H185L186 177V174H187V172L190 170V171H193V169H197V171L199 172V174H201L200 176H204V177H206L208 180H206V181H204V183L205 182H208L207 184L208 185H210V187L208 188L207 187V189H209V190H207V192H205V195L204 196H201V197H203L202 198V200H201V197H198V198H200V201H199V203H197L198 201H197V199L195 198V202L194 203H192L193 201H191V203H190V201L188 200V203H190L191 205H192V211L194 212L193 213V215L191 214L192 213V211L190 212V218L185 214V211H186V208H184L185 209V211H184V213L183 214H185V216L183 217L182 215V217H180V216H178L177 215V217H175V218H177V219H175L176 220V224H177V226H176V224H172V228L170 227L171 226V223L174 221V219H173V221L172 220H170V218H172L173 216L172 215H175L176 213H178L179 212V210H180V208L178 207V211H177V209H174L175 211H176V213L174 214L173 212H172V208H173V205H174V203L176 204V201H174L172 198L170 199L169 198V196L171 195L170 193H168L167 195H166V197H162L161 198V196H162V187L161 188H159V189H155V186H152V188L153 189H155V190H153L152 188V191H150V192H148V191H142V194H141V198L140 199H138V200H136V199H134V198H136L135 196L137 195V197H138V194L136 193L137 191H135V195L133 194V191H134V188H135V186H134V188L132 187V185H130L129 184V182L126 180V178H127V176H129V175H131L132 176V174H129L130 172H127L126 174H124V175H122V174H120L121 173V171L119 172V171H116V172H119V174H120V176L118 175V177H117V174L118 173H113V174H115L116 175V177H114V178H116V181H120V180H122V181H125L126 183H124L123 185H124V187H122V189L121 190H119L118 192L116 191V189H115V185H114V183L111 181L110 182V180H108V177L111 175V173L110 172H108V174L110 173V175L109 176H107V177H105V175H107V174H104L103 175V177H105V179L106 180H108V182L109 183H107L105 180V183H107L106 185H102V183H103V181H101L102 180V178H101V180H98V181H100V182H102V183H100V188L99 189H102V193H103V195L100 193L98 196L99 197H103L104 198V202H106L107 201V204L105 203V204H102V205H106L105 207H103L102 206V208H106V212L108 213L107 214V216L104 218V220H101V218L99 217L98 219H100V220H98L97 219V221H95V225L92 227V228H86V230H85V228H84V231L82 230L81 232H78L79 231V229H81V228H79V225H77V228H78V231H76L75 229H77V228H75V229H71L70 231H71V233H72V240L69 238V240H68V237L66 238H63V239H65V241H62V239H61V241H60V239H59V241L61 242V243H59V241H58V244H60L61 246H59L60 248H58L57 249V251L59 250V249H61V250H59V252H57L58 253V255H59V258L54 262L53 261V264H78L80 261H84V259H86L87 260V258L90 256V254H94L93 252L94 251H92V247H93V245H96L97 247H95V248H97L96 250H98L99 251V256H101L100 258H98V256H97V258L98 259H105V258H107V257H111L112 259H110V260H113V259H115V258H117V256H120V257H123L122 258V261H123V259H124V261H125V263H127V264H143V263H141V261H140V259L137 257V255H136V253L134 252V249H135V247H136V245L135 244H133L136 240H138L139 239V237L141 236L142 237V235L146 232V228H145V230L144 229H142L143 231L142 232H140V230H138V228L139 227H142L143 228V226H148V227H150V228H156V226H158V227H160V229H163L164 228V231H165V228H166V230H168V232L170 231V229H172V231L171 232H167V231H165V232H167V233H165L164 232V234L163 233H161L162 234V236H163V238L165 237V239L163 240V239H161L163 242H160L161 240L160 239H158L159 240V242H160V244L162 243V245H165V247H166V249L167 248H169L170 249V254H172V256L171 257H169L170 255L168 254V258H169V260L170 259H172L171 260V262L172 263H174V264H218L219 262H220V260L219 259H221V257H224L226 254H229V253H231V256H232V253H234L233 255H236L239 251L241 252V250H244L243 252H247L248 254H250L251 255V257H252V259H250V260H248V261H246V264H264V253H259L258 252V250L261 252V248H262V246H261V248H259V246L261 245H259L258 243H255L256 241H255V239H256V237L253 239V235H251V237H252V239H251V241H250V238H249V240H244V236H245V238H246V235L248 234V233H252L251 232V230L253 231V230H256L257 228H259V226L262 224V222L264 221V163L262 164V162H261V164L259 163L262 159H264V139H263V137H262V135H261V137H262V141H263V143H262V145L261 146H253V147H246V148H248L247 149V151H242V153L240 154L238 151H237V149L236 148H238L237 147V144L239 143L238 141V143L236 142H232V141H234L233 140V138H234V136L229 140L230 142V144H231V142H232V144H235V146H233V148L232 149H230V152H229V155L227 156L228 158H227V160L225 161V162H221L219 159H223L222 157H219V155H220V153H221V144L218 142V145H215V146H219L220 145V149L219 148H217L218 150H219V155L218 156H216L215 158H217V157H219V159H218V161H220L222 164L220 165V164H217L216 163V161L214 162V161H212V156H208V150L209 149H211V148H209L208 150H206V153L205 152H203V154L204 155H202V152H201V149H202V143H203V141H204ZM212 136V135H211ZM216 136H217V134H216ZM246 136V135H245ZM264 136V135H263ZM40 137H38V138H40ZM57 137V138H58ZM81 137H83V136H81ZM90 138H91V136H89ZM88 137V138H89ZM93 137V136H92ZM124 137V138H125ZM134 137H135V135H134ZM145 137V136H144ZM148 137V136H147ZM154 137V136H153ZM170 137V136H169ZM171 137V138H172ZM181 137V136H180ZM209 137H210V135H209ZM239 137V136H238ZM249 137V136H248ZM31 138V137H30ZM53 138H54V136H53ZM56 138V139H57ZM94 138V137H93ZM120 138V137H119ZM131 139H132V137H130ZM178 138V137H177ZM177 138H175V139H177ZM187 138H186V140H187ZM194 138H195V140L196 141H192V140H194ZM207 138V137H206ZM229 138V137H228ZM228 138L226 139H224V141H227L228 142ZM246 138V137H245ZM41 139V138H40ZM45 141H47L46 139H45V136H44V138H43ZM79 139V140H78ZM77 140L78 141H76V142H74L73 144L75 145V143H76V147L78 148V147H85L86 146V143H88L89 141H91V140H89L88 142H86V140H84V139H82V138H78ZM94 139H96V138H94ZM140 139V138H139ZM149 140L150 139H152V138H148ZM147 139V140H148ZM156 139H157V137H156ZM156 139L154 140L153 139V141L152 142H156ZM170 139V138H169ZM260 139V138H259ZM52 141H53V139H51ZM73 140H75V139H73ZM100 140V139H99ZM113 140V139H112ZM127 140H130V139H127ZM126 140V141H127ZM133 140H134V138L131 140L132 142H133ZM141 140H142V138H141ZM146 140V141H147ZM261 140V139H260ZM94 141V140H93ZM96 141H98L97 139H96ZM110 140H108V142H109ZM125 141V142H126ZM136 141V138H135V140H134V142ZM160 141V140H159ZM164 141V142H165ZM169 141V140H168ZM192 141V142H191ZM215 141V140H214ZM44 142V141H43ZM100 142V143H101ZM112 142V141H111ZM110 142V143H111ZM117 142V141H116ZM128 142V141H127ZM131 142V143H132ZM139 142H140V140H139ZM151 142V143H152ZM154 142V143H155ZM163 142V141H162ZM192 144H191V143ZM216 142V141H215ZM223 142V141H222ZM241 142V141H240ZM53 142H51V144H52ZM55 143H59V142H55ZM61 143H62V145H61ZM93 143H96V142H92L91 144H89V146L90 145H92ZM130 143V142H129ZM129 143H127V145L129 144ZM137 143V142H136ZM149 143V142H148ZM151 143H149V144H151ZM161 143V142H160ZM159 143V144H160ZM183 143V142H182ZM181 143V144H182ZM183 143V145L185 146V144ZM211 143H213V141L211 142ZM23 144V143H22ZM47 144H49L48 143V141H47ZM50 144V145H51ZM99 144V143H98ZM102 144V143H101ZM133 144H135V143H132V145ZM141 144V143H140ZM144 144H146L145 142H144ZM144 144H142V145H144ZM163 144V143H162ZM161 144V145H162ZM209 144H210V142H209ZM215 144V143H214ZM217 144V143H216ZM231 144V145H232ZM253 144H254V142H253ZM256 144V143H255ZM46 145V144H45ZM49 145V146H50ZM100 145V144H99ZM124 145H126V144H124ZM153 145V144H152ZM164 145H163V147H164ZM179 145V144H178ZM182 145V146H183ZM14 146H15V144H14ZM59 146V147H60ZM74 146V147H75ZM97 146V147H96ZM95 146V148H98V145H96ZM103 146V145H102ZM114 146V145H113ZM130 146V145H129ZM128 146V147H129ZM141 146V145H140ZM147 146V145H146ZM149 146V145H148ZM147 146V147H148ZM158 146V145H157ZM212 146H214V145H212ZM211 146V147H212ZM240 146V145H239ZM16 148H17V146H15ZM53 147H54V144H53ZM74 147H72V148H74ZM75 147V148H76ZM111 144H105L103 147H101V150L100 151H103V153L101 154L102 156L104 155V154H106V155H111L110 157H112V159H113V156H112V153H113V149L111 150ZM144 147V146H143ZM143 147H142V149H143ZM155 147H156V144H155ZM160 147H162V146H160ZM189 147V146H188ZM232 147V146H231ZM236 147V148H235ZM49 148V147H48ZM54 148H56V146L54 147ZM72 148H70V149H72ZM74 148V149H75ZM86 148V147H85ZM94 148V149H95ZM132 148V147H131ZM145 148V147H144ZM159 148V147H158ZM157 148V149H158ZM166 148V147H165ZM164 148V149H165ZM208 148V147H207ZM213 148H215V147H213ZM223 148H225V147H223ZM228 148H230V146L228 147ZM240 148H242V147H240ZM79 149V148H78ZM78 149H76V150H78ZM87 149V148H86ZM93 149V150H94ZM100 149V148H99ZM99 149H98V152H99ZM122 149V148H121ZM128 149V148H127ZM138 149V148H137ZM139 149H140V147H139ZM162 149V148H161ZM160 149V150H161ZM204 149H205V147H204ZM235 149V150H234ZM244 149H245V147H244ZM49 150H50V148H49ZM54 150V149H53ZM53 150H52V152H53ZM57 150V149H56ZM115 150V149H114ZM189 150V149H188ZM215 150V149H214ZM246 150V149H245ZM72 151V150H71ZM75 150H73V152L72 153H74V154H76L75 152H74ZM80 151V150H79ZM81 151L83 152V149H81ZM91 151V150H90ZM119 151V150H118ZM149 149H148V153H149ZM162 151V153H163V150H161ZM160 151V152H161ZM211 151H213V150H210V154L212 153ZM217 151V150H216ZM229 151V149L226 151V152H228ZM51 152V151H50ZM51 152V153H52ZM57 152V151H56ZM86 152V151H85ZM143 152H145V150H143ZM188 152H189V154L190 155H188ZM213 152H215V151H213ZM223 152H225V150H223ZM225 152V153H226ZM67 153H68V151H67ZM87 153V152H86ZM85 153V154H86ZM95 153V152H94ZM122 152H120L119 153V155L121 154ZM127 153V152H126ZM129 153H131V152H129ZM134 153V152H133ZM133 153H131V154H133ZM146 153V152H145ZM152 153V152H151ZM157 153V152H156ZM155 153V150H154V157L152 158V159H156V156H157V158L159 157V159H160V156H158V153L156 154ZM185 153V152H184ZM216 153V152H215ZM214 153V154H215ZM217 153H218V151H217ZM73 154V155H74ZM99 154V153H98ZM115 154V153H114ZM113 154V155H114ZM142 154V153H141ZM186 154V153H185ZM207 154V155H206ZM213 154V153H212ZM61 155V156H60ZM70 155V154H69ZM88 155V153L86 154V156ZM123 155V154H122ZM160 155H162V154H160ZM77 156V158L76 159H78V155L76 154L75 155V157ZM100 156V155H99ZM139 156V155H138ZM141 156V155H140ZM139 156V157H140ZM165 156H161V158L162 157H165ZM179 156V157H178ZM194 156V157H195ZM225 156V155H224ZM68 158L66 159V161H68V159H69V156H67ZM72 157H74V156H72ZM85 157V156H84ZM124 157H126V156H124ZM124 157H123V159H124ZM128 157V156H127ZM147 157V156H146ZM185 157H186V155H185ZM5 158H7V157H5ZM88 159L90 158L89 156L87 157ZM92 158H95V156L94 157H92ZM92 158L90 159V161L92 160ZM119 158V157H118ZM136 158H138L137 156L135 157V159ZM191 158H192V156H191ZM61 159V160H62ZM71 159V158H70ZM69 159V160H70ZM74 159V158H73ZM105 159V157H102L101 159H99V160H103V162H105L106 160H104ZM134 159V160H135ZM141 159H142V157H141ZM163 159V158H162ZM162 159H160L161 161H162ZM165 159H163V161H165ZM192 159H194V158H192ZM62 160V161H63ZM95 160V159H94ZM97 160V159H96ZM120 160V159H119ZM133 160V159H132ZM151 160V159H150ZM158 160V159H157ZM156 160V161H157ZM186 160V159H185ZM224 160V159H223ZM6 161V160H5ZM39 161V160H38ZM41 161V160H40ZM39 161V162H40ZM59 161L60 160H58V163H59ZM78 161V160H77ZM76 161V162H77ZM93 161V160H92ZM108 161H109V159H108ZM113 162H114V160H112ZM121 161V160H120ZM125 161V160H124ZM138 161H140V160H138ZM142 161V160H141ZM140 161V162H141ZM148 161V163H150L149 162V160H147ZM155 161V160H154ZM155 161V162H156ZM162 161V162H163ZM196 161V162H197ZM55 163L57 162L56 160L54 161ZM70 162L72 163V160H70ZM100 162V161H99ZM107 162V161H106ZM106 162H105V165L104 166H107L108 164H106ZM135 162V161H134ZM155 162H153V163H155ZM162 162H160V163H162ZM62 163V162H61ZM63 163H65V164H67L65 161H63ZM78 163V162H77ZM77 163H76V167H77ZM79 163H80V159H79ZM78 163V166L80 165V167H78V168H80L79 170H83L84 168L82 167V166H84L85 167V165H83L82 163L81 164H79ZM107 163H109V162H107ZM119 163V162H118ZM117 163V164H118ZM145 163V162H144ZM152 162L150 163V165L151 164H153ZM156 163H158V162H156ZM159 163V164H160ZM255 163H259L260 165H255V166H257V167H254V164ZM39 164V163H38ZM98 164V163H97ZM100 164V163H99ZM99 164L96 166V167H98L99 168ZM131 164V163H130ZM135 164L136 163H133V165L135 166ZM228 164V165H227ZM59 166L61 165V164H58ZM75 164L73 163V165L71 164V166H74ZM109 165H110V163H109ZM115 165V164H114ZM126 165V164H125ZM149 165V164H148ZM154 165V164H153ZM153 165H151V166H153ZM66 166V165H65ZM68 166H70V165H68ZM70 166V167H71ZM100 166H101V164H100ZM113 166V165H112ZM110 166H108V168H109ZM119 167V166H118ZM117 167V168H118ZM139 167V166H138ZM60 168V167H59ZM69 168V167H68ZM86 168V167H85ZM94 169H96V170H98L99 171V169L98 168H95V167H93ZM93 168L91 169H89V170H93ZM100 168H103V166L102 167H100ZM112 168V167H111ZM123 168V167H122ZM133 168H135V167H132V169ZM73 169H74V167H73ZM87 169V168H86ZM86 169L84 170V171H82V172H86ZM152 169V168H151ZM71 170L72 169H70V170H68V171H70V173H71ZM88 170V169H87ZM103 170H105V168H103ZM106 170H108V169H106ZM110 170V169H109ZM115 170H116V168H115ZM128 170V169H127ZM66 171V168H64V172ZM77 171V170H76ZM90 171V172H91ZM95 171V170H94ZM153 171V170H152ZM233 171H237L236 173H235V175L233 176ZM79 172V171H78ZM81 172V173H82ZM96 172V171H95ZM126 172V171H125ZM133 172V171H132ZM138 172H139V175L141 174V176L144 174V173H146L147 172V168H146V164H144V165H141L140 167H139V169H138ZM195 172H196V170H195ZM58 173H60V172H58ZM83 173V174H84ZM88 173H89V171L86 173L87 175H88ZM93 173V172H92ZM92 173H90V175L92 174ZM101 172L99 171V173H98V175H101L100 174ZM137 173V172H136ZM152 173V172H151ZM193 173H194V171H193ZM197 173V172H196ZM231 173H232V176H233V178H232V176H231ZM64 174V173H63ZM66 174V173H65ZM65 174H64V177H65ZM68 174V173H67ZM94 174V177H96L95 175H96V173H93ZM148 174H150V171H149V173ZM198 174V173H197ZM196 174V175H197ZM75 175V174H74ZM89 175V176H90ZM97 175V176H98ZM134 175V174H133ZM145 175V174H144ZM183 175V178H182V180H180L179 181V178H178V176H182ZM190 175H191V173H190ZM193 175V174H192ZM191 175V176H192ZM195 175V174H194ZM28 176V175H27ZM66 176H68V175H66ZM82 176V175H81ZM81 176H79V177H81ZM85 176V175H84ZM102 176V175H101ZM100 176V177H101ZM150 176H152V174L150 175ZM31 177V176H30ZM68 177H70V176H68ZM77 177V176H76ZM90 177H92V178H94L93 176H90ZM89 177V178H90ZM99 177V176H98ZM100 177L98 178V179H100ZM203 177V178H204ZM229 177H231L230 179H229ZM29 178V177H28ZM66 178V177H65ZM83 177H81V179H82ZM87 178V177H86ZM150 178V177H149ZM152 178H154V175L151 177V179ZM195 178V177H194ZM196 178H198V177H196ZM201 178V177H200ZM200 178H198V179H200ZM205 178V179H206ZM29 179H32V178H29ZM28 179V180H29ZM76 179H78V178H76ZM75 179V180H76ZM80 179V178H79ZM78 179V180H79ZM104 179V178H103ZM118 179V180H117ZM131 179V178H130ZM135 179V178H134ZM138 179V178H137ZM191 179H193V178H191ZM190 178L188 179L189 181L191 180ZM205 179H202V180H205ZM65 180V179H64ZM83 180H84V178H83ZM89 181L88 182H91L90 181V179H88ZM92 180V179H91ZM113 180H115V179H113ZM140 180V179H139ZM144 180V179H143ZM148 180H150V179H148ZM148 180H146V181H148ZM201 180V179H200ZM201 180V181H202ZM58 181V180H57ZM77 181V180H76ZM82 181V180H81ZM97 181V182H98ZM131 181V180H130ZM151 181V180H150ZM150 181H148V183L147 182H145V184H147V185H149L150 184ZM155 181V182H156ZM179 181V182H178ZM194 181V180H193ZM196 181V180H195ZM70 182V181H69ZM72 182V185H73V181H71ZM70 182V183H71ZM85 182V181H84ZM84 182H83V184H84ZM87 182V181H86ZM94 182V181H93ZM97 182L95 183L96 185H97ZM134 182V181H133ZM154 182V183H155ZM177 182H178V184H177ZM183 182V181H182ZM187 182V181H186ZM198 182V180L196 181V183ZM76 183V182H75ZM75 183H74V186H75ZM78 184H79V182H77ZM92 183V182H91ZM91 183L89 184V185H91ZM118 183V182H117ZM120 183V182H119ZM135 183V182H134ZM200 182H198V184H199ZM203 182L202 183H200L199 185H202V184H204ZM66 184V183H65ZM68 184V183H67ZM81 182H80V187L79 188H83V186H81ZM82 184V185H83ZM158 184V185H159ZM183 184V183H182ZM185 184V183H184ZM189 184H191L190 182H189ZM87 185V184H86ZM89 185H87L88 187H89ZM96 185L94 186V187H96ZM99 185V184H98ZM98 185H97V187H98ZM118 185V184H117ZM122 185V184H121ZM120 184H119V186H121ZM154 185H156V186H158L157 185V183H155ZM193 184H191V185H189V186H192ZM194 185H196V184H194ZM193 185V186H194ZM9 186V185H8ZM61 186H62V184H61ZM92 186V185H91ZM118 186V187H119ZM185 186H187V183L185 184ZM185 186H183L182 188H184ZM68 187V186H67ZM71 187V186H70ZM73 187V186H72ZM87 187V188H88ZM93 187V186H92ZM92 187H89V188H92ZM96 187V188H97ZM140 189H141V187L140 186H138ZM147 187V186H146ZM158 187H160V186H158ZM179 187H181V186H179ZM62 188V187H61ZM63 188H64V185H63ZM84 188H85V185H84ZM83 188V189H84ZM120 188V187H119ZM138 188V189H139ZM157 188V187H156ZM23 189V188H22ZM65 189V188H64ZM169 189H167V192H169L168 190ZM186 189V188H185ZM184 189V190H185ZM187 189H189V187L187 188ZM25 190H26V188H25ZM62 190V189H61ZM60 190V188H59V190H57L58 191V193H60V196H59V198H57V201H63L65 198H64V194H63V192ZM66 190V189H65ZM76 189H73V191H75ZM88 190V189H87ZM87 190H86V188L84 189V191H86L87 192ZM166 190V189H165ZM181 190V189H180ZM68 191H70L69 189H68ZM82 191V190H81ZM80 191V192H81ZM101 191V190H100ZM140 191V190H139ZM182 191V193L179 195V196H181L182 194H186L188 191L186 190V192H183V190H181ZM180 191V192H181ZM189 191H193V190H189ZM65 192V191H64ZM88 192H90V190H88ZM88 192L86 193V194H88ZM92 192V191H91ZM99 192V191H98ZM98 192H96V194L98 193ZM174 192V193H175ZM179 192V193H180ZM194 192V191H193ZM70 193V194H69ZM69 193H67V196H68V194H69V196L71 197L72 196V194H73V192H72V194H71V192H69ZM76 193V192H75ZM93 193V195L95 196L96 194H94V191L92 192ZM164 193H165V191H164ZM190 193V192H189ZM78 194H79V192H78ZM81 194L83 195V192H81ZM90 194V193H89ZM88 194V196H90ZM188 194V193H187ZM186 194V196H188ZM82 195H81V197H82ZM92 194H91V196L90 197H92L93 196ZM101 195V196H100ZM190 195V194H189ZM58 196V195H57ZM66 196V197H67ZM73 196L75 197V195L73 194ZM87 196V195H86ZM85 196V198H87L88 199V196L86 197ZM164 196H165V194H164ZM42 197V196H41ZM74 197H72L73 199H74ZM77 197V196H76ZM79 197H80V195H79ZM132 197H134V198H132ZM171 197V196H170ZM178 197V196H177ZM181 197H184L183 195L181 196ZM78 198V197H77ZM132 198V199H131ZM175 198V197H174ZM3 199H5V197L3 198ZM7 199V198H6ZM67 199V198H66ZM68 199H69V197H68ZM95 199V200H94ZM92 201H97L96 200V197L94 198ZM133 200L132 202L131 201H129V200ZM180 199V198H179ZM189 199H190V196H189ZM38 200H39V198H38ZM56 199H54V201H55ZM99 200H101L100 198H99ZM103 200V199H102ZM176 200V199H175ZM181 201H182V199H180ZM191 200V199H190ZM56 201V202H57ZM68 201V200H67ZM66 201V202H67ZM71 201V200H70ZM76 201V200H75ZM88 201H90V200H88ZM197 201V202H196ZM13 202V201H12ZM58 202V203H59ZM84 202V201H83ZM86 202V201H85ZM84 202V203H85ZM46 203V202H45ZM44 203V204H45ZM62 203V202H61ZM63 203H64V201H63ZM62 203V204H63ZM77 203L78 204H80L81 205V203H79L78 201H77ZM76 203V204H77ZM89 203V202H88ZM87 202H86V204H88ZM91 203V202H90ZM98 203H100V202H98ZM102 203V202H101ZM181 203L182 202H180V205H178L179 203H177V205L178 206H181ZM35 204V203H34ZM73 204V203H72ZM77 204V205H78ZM86 204H84L85 205V207L87 206ZM96 204H97V202H96ZM132 204V206L130 207L129 205H131ZM158 204H164L166 207L165 208H167L166 210H165V208H164V210H163V212L161 211V214H160V216H159V214L154 210V208L158 205ZM189 204V205H190ZM65 205V204H64ZM76 205V206H77ZM90 205V208H91V205L92 204H89ZM101 205V204H100ZM159 205V206H160ZM176 205V206H177ZM190 205V206H191ZM34 206V205H33ZM35 206H36V204H35ZM74 206V205H73ZM83 206V205H82ZM98 206H99V204H98ZM158 206V207H159ZM176 206H174V208L176 207ZM190 206H189V211L191 210V208H190ZM42 206H41V204H40V207L38 208V206H37V208L35 209V210H38V209H40ZM65 207H66V205H65ZM75 207V206H74ZM73 207V208H74ZM78 207H80L79 205H78ZM84 207V208H85ZM101 207V206H100ZM157 207V208H158ZM184 207V206H183ZM50 208V207H49ZM90 208H88L87 209V212H88V210L90 211ZM92 208H94V206L92 207ZM163 208V207H162ZM161 208V209H162ZM28 209V208H27ZM32 209V208H31ZM76 209V208H75ZM79 209V208H78ZM98 208L96 207L95 208V210H97ZM101 209V208H100ZM84 210V209H83ZM82 210V211H83ZM173 210V211H174ZM182 210V209H181ZM180 210V211H181ZM32 211V210H31ZM33 211H34V209H33ZM58 211V210H57ZM77 211V209L74 211V212H76ZM100 211V210H99ZM157 211H158V209H157ZM188 211V212H189ZM34 212H36V211H34ZM34 212H32V214L31 215H28V218L30 217V216H33L34 214H36V213H34ZM84 212V211H83ZM82 212V213H83ZM93 212V211H92ZM105 212V211H104ZM30 212H28V214H29ZM66 213V212H65ZM65 213H61V215H63V214H65ZM81 212H79V214H80ZM90 213V212H89ZM94 213V212H93ZM100 213V212H99ZM180 213V212H179ZM19 215H21L20 214V212L18 213ZM54 214V213H53ZM78 214V215H79ZM88 214V213H87ZM87 214H86V216H87ZM96 214H98V212L96 213ZM95 214V216H94V218L96 217L97 218V215ZM102 214V213H101ZM90 215H92V214H90ZM94 215V214H93ZM103 215V214H102ZM101 215V216H102ZM158 215V217L156 218V216ZM192 215V216H191ZM35 216V215H34ZM33 216V217H34ZM64 216V215H63ZM81 215H79V217H80ZM89 216V215H88ZM99 216V215H98ZM176 216V215H175ZM32 217V218H33ZM61 217V216H60ZM59 217V218H60ZM64 217H66L67 218V214H66V216H64ZM78 217V216H77ZM90 217H92V216H90ZM104 217V216H103ZM153 217H155V219H152ZM179 217V218H178ZM186 217H188V218H186ZM16 218H17V216H16ZM20 218V217H19ZM32 218H29V219H32ZM65 218V219H66ZM93 218V219H94ZM29 219H28V221H29ZM34 219V218H33ZM39 219V218H38ZM63 219V218H62ZM124 219V221H123V223L125 222V221H127V225H124L123 223V225L124 226H126L127 227V230H124V228L121 230V228L119 227V222L121 223L122 222V220ZM121 220V221H120ZM16 221H18L17 219H16ZM20 221V220H19ZM31 221H33V220H30L29 222H30V225L32 224L31 223ZM39 221V220H38ZM58 221V220H57ZM67 221V220H66ZM66 221L64 220V222L66 223ZM68 221H70V220H68ZM149 221V222H148ZM170 221H172L171 223H170ZM37 222V221H36ZM43 222V221H42ZM41 222V223H42ZM63 222V223H64ZM145 222H147V225H146V223ZM16 223H18V222H16ZM38 223V222H37ZM36 223V224H37ZM70 223V222H69ZM91 223V222H90ZM174 223V222H173ZM19 224V223H18ZM22 224V223H21ZM20 224V225H21ZM47 224H49V222L47 223ZM62 224V223H61ZM87 224V226L88 225H90L89 223H86ZM94 224V223H93ZM22 225H24V227H25V224L23 223ZM39 224H37V226H38ZM42 225V224H41ZM43 225H44V223H43ZM42 225V226H43ZM50 225V224H49ZM48 225V226H49ZM170 225V226H169ZM173 225H175V226H173ZM41 226V227H42ZM47 225H46V228L48 227ZM53 226V225H52ZM75 226H76V224H75ZM169 226V228L167 229V227ZM258 226V227H257ZM21 227V226H20ZM39 227H40V225H39ZM81 227V226H80ZM86 227V226H85ZM125 227V228H126ZM26 228V227H25ZM29 228V227H28ZM33 228V227H32ZM35 228H36V226H35ZM34 228V229H35ZM42 228H44V227H42ZM56 228V227H55ZM137 228V229H136ZM173 228H175V230L173 229ZM22 229H23V227H22ZM29 229H31V228H29ZM38 229V228H37ZM45 229V228H44ZM52 229V228H51ZM83 229V228H82ZM117 229H119L121 232H118L117 231ZM157 229V228H156ZM159 229V228H158ZM157 229V230H158ZM159 229V230H160ZM260 229V228H259ZM32 230V229H31ZM39 230V229H38ZM53 230H56V229H52V231ZM66 230V229H65ZM148 230H149V228H148ZM147 230V231H148ZM153 230L154 229H150L149 231H148V233H146V234H152V233H154L153 232ZM157 230H156V232H157ZM41 231V230H40ZM39 231V232H40ZM59 231V230H58ZM57 231V232H58ZM70 231H68V233H70ZM118 232V234L117 233H115V232ZM145 231V232H144ZM155 231V230H154ZM163 231V230H162ZM257 231V230H256ZM256 231H253V232H256ZM32 232V231H31ZM38 232V233H39ZM43 232V231H42ZM42 232H41V234L40 235H43L42 234ZM44 232H45V230H44ZM43 232V233H44ZM54 232V231H53ZM56 232V233H57ZM67 232V231H66ZM21 233H22V231H21ZM26 234L28 233V230H27V232H25ZM24 233V234H25ZM33 233V232H32ZM60 233V232H59ZM58 233V234H59ZM71 233H70V235H71ZM125 233H127V236L125 235ZM158 233V232H157ZM35 234V233H34ZM37 234V233H36ZM57 234V235H58ZM62 234V233H61ZM150 234V235H151ZM160 234V235H161ZM38 235V234H37ZM36 235V236H37ZM54 235H55V232H54ZM60 235V234H59ZM154 235L155 234H153V237H154ZM181 236V238H183V237H185V242H184V247L183 246H179V245H176V244H174L173 243V241L174 240H176L175 238H173V236ZM250 235H247V237L249 236L250 237ZM5 236V235H4ZM10 236V235H9ZM27 236H30V235H26V238H27ZM61 236H64L63 234L61 235ZM60 236V237H61ZM155 236H159L158 234H156ZM183 236V237H182ZM42 237V236H41ZM140 237V238H141ZM161 237V236H160ZM6 238V237H5ZM180 238V237H179ZM178 238V239H179ZM29 239V238H28ZM31 239V238H30ZM29 239V240H30ZM33 239V238H32ZM66 239H67V241H66ZM153 239H155V237L153 238ZM152 239V241H155V240H153ZM184 239V238H183ZM27 240V239H26ZM34 240H36V238L34 239ZM103 240V241H102ZM104 240H105V243L103 244V242H104ZM146 240V239H145ZM180 240V239H179ZM178 240V241H179ZM7 241V240H6ZM37 241V240H36ZM36 241H33V242H36ZM151 241V242H152ZM178 241H177V243H178ZM182 241V240H181ZM253 241H255V242H253ZM259 241V240H258ZM48 242H50V241H47V243ZM53 242V241H52ZM131 242V243H130ZM155 242H157V241H155ZM260 242H261V240H260ZM262 242H264L263 240H262ZM56 243V242H55ZM138 243V242H137ZM152 243H154V242H152ZM151 243V245H152V247H153V245H156V244H152ZM29 244V243H28ZM179 244V243H178ZM259 246H258V245ZM263 244V243H262ZM31 245V244H30ZM34 245V244H33ZM32 245V246H33ZM182 245V244H181ZM20 246V245H19ZM138 246H139V244H138ZM157 246L159 247V244H157ZM257 246H258V248H257ZM151 247V246H150ZM157 247V248H158ZM185 249V251L187 252H189V254H187V253H185V254H182V252H184V251H182V250H184L183 248ZM94 248V249H95ZM141 248V247H140ZM161 248H162V246H161ZM28 249H30L29 247H28ZM36 249V248H35ZM34 249V250H35ZM139 249V248H138ZM155 249V248H154ZM158 249H160V247L158 248ZM168 249V250H169ZM256 249H258V250H256ZM11 250V249H10ZM13 251L12 252H14L13 253V255H11V257L13 256V258H16L17 259V256H18V253L20 254L21 253V251L20 250H17V249H15V248H13L12 249ZM27 250V249H26ZM33 250V249H32ZM31 250V251H32ZM38 250V249H37ZM36 250V251H37ZM113 250V251H112ZM137 250V249H136ZM135 250V251H136ZM156 250V249H155ZM19 251V252H18ZM92 251V252H91ZM114 251H115V253H114ZM118 251H120V252H118ZM161 251V249L159 250V252ZM235 251H236V254H235ZM238 251V252H237ZM262 251H263V249H262ZM30 252V251H29ZM28 252V253H29ZM40 252V251H39ZM97 252V251H96ZM159 252H156L157 254H159ZM33 253V252H32ZM39 256L41 255L40 253H38V252H36ZM98 253V252H97ZM138 253H140V251L138 252ZM166 253H169L168 251H166ZM101 254V255H100ZM160 254H161V252H160ZM187 254V255H186ZM30 255H32L31 253H30ZM38 255H36L35 254V257H38ZM89 255V256H88ZM98 255V254H97ZM127 255V256H126ZM139 255V254H138ZM185 255L187 256V258L185 257ZM238 255V254H237ZM236 255V256H237ZM20 256V255H19ZM18 256V259L19 258H21V257H19ZM24 256H26V255H24ZM23 256V257H24ZM57 256V255H56ZM55 256V257H56ZM92 256H94V255H92ZM157 257H158V255H156ZM156 256L154 257V260H155V258H156ZM178 258H177V257ZM139 257H140V255H139ZM161 257V256H160ZM227 257H229V256H227ZM232 257H235V256H232ZM90 258V257H89ZM108 258V259H109ZM162 258H164V257H162ZM165 258H167V257H165ZM173 258H175V259H173ZM12 259V258H11ZM15 259V260H16ZM22 259V258H21ZM27 259V258H26ZM32 259V258H31ZM96 259V258H95ZM94 259V260H95ZM102 259H101V263H103V264H109L108 262H107V260L105 261V260H103L102 261ZM151 259V258H150ZM177 259V260H176ZM236 259H237V257H236ZM89 260V259H88ZM97 260V259H96ZM95 260V262H99V261H96ZM117 260V259H116ZM116 260H115V262H116ZM118 260H120L119 258H118ZM157 260V259H156ZM155 260V261H156ZM163 260V259H162ZM222 260V259H221ZM226 260V259H225ZM224 260V261H225ZM19 261H20V259H19ZM19 261H17V263L19 262ZM25 261V260H24ZM27 261H28V259H27ZM109 261V260H108ZM121 261V260H120ZM120 261H118V263H123L122 261L120 262ZM151 261V260H150ZM165 261H166V259H165ZM168 261V260H167ZM9 262V261H8ZM7 262V263H8ZM14 262V261H13ZM22 262V261H21ZM30 262H31V264H32V260H30ZM39 262V261H38ZM42 262V261H41ZM89 262V261H88ZM105 262H107V263H105ZM111 262H114V261H111ZM154 262V261H153ZM153 262L151 261V263L153 264ZM163 261H161V263L160 264H164V262L162 263ZM169 262V261H168ZM167 262V264H169ZM228 262V263H227ZM225 264H230V262H231V260L230 261H227ZM7 263H5V264H7ZM11 263V262H10ZM9 263V264H10ZM27 263H29V262H27ZM37 262H35V264H36ZM81 263H83V262H81ZM87 263V262H86ZM100 263V262H99ZM98 263V264H99ZM100 263V264H101ZM223 263V262H222ZM221 262H220V264H222ZM232 263V262H231ZM15 264V263H14ZM24 264H26V263H24ZM34 264V263H33ZM114 264V263H113ZM124 264V263H123ZM157 264V263H156ZM171 264V263H170ZM224 264V263H223ZM233 264V263H232ZM245 264V263H244Z\"/></svg>",
    "mask_w": 264,
    "mask_h": 264
}]
</instances>
